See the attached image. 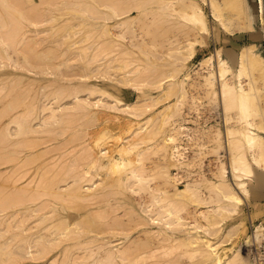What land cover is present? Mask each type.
I'll list each match as a JSON object with an SVG mask.
<instances>
[{
    "label": "bare ground",
    "instance_id": "1",
    "mask_svg": "<svg viewBox=\"0 0 264 264\" xmlns=\"http://www.w3.org/2000/svg\"><path fill=\"white\" fill-rule=\"evenodd\" d=\"M1 2H0V4H2V5H4L5 7H7L8 9H10V10H12V11H14L15 13H17V15L21 18V20L17 23V25L15 26V25H10V24H7V22L6 21H4V19H3V15H0V28L2 27V28H4V30H3V34L1 33V31H0V55L2 54V55H4L5 57H8V58H11L12 57V55L9 53V48H10V46H11V44H12V46L11 47H14V45H15V52L17 51V53H21L23 56H22V58H23V60L26 62V64L28 65V67H26V70H27V72L30 70V71H32V73L34 72V71H36L37 72V70H34L33 68H34V63L33 62H31L29 59L32 57V55H31V57L30 58H28L27 56H26V54L25 53H23L24 52V50H21V49H23V47H21V49H20V46H24L23 44H25V46L27 45V44H29L30 45V43H28V41H32V46L35 44V43H38V42H43V44L41 45V47L37 50V49H35V47L37 48V46H35L34 47V49H35V54L34 53H32L35 57L37 56V57H39V55L41 56V57H39L40 59L42 58V57H44V56H48L49 55V53H51L52 55H53V57L55 58V54L53 53V52H55V50H54V48H55V44H54V46L53 45H51L50 44V42H52V40L54 41L55 39H51V38H49L50 37V35L49 34H44V36H41L42 37V41H39L38 40V38L36 39V35H37V33L39 32V30H38V28L36 27V26H39L40 24H41V22L40 21H43L42 23L44 24V23H46L45 22V20L47 19V17H44V19L42 18L41 20H38V19H40L38 16H33L34 14L32 13V12H34L33 10H35V8L36 9H38L37 8V4L38 3H35V4H33V2L30 4V3H28L29 2V0H22V1H24L23 3L25 4V6H24V4L22 3V1H19V0H0ZM32 1V0H31ZM30 1V2H31ZM37 1V0H36ZM48 1H50V0H41V2L43 3V2H48ZM57 0H52V2L50 1V4L51 3H55ZM72 1V5H74L75 3H73L74 1L73 0H61L60 2H56V4L55 5H62V4H64V5H67L68 3H69V5H67V6H70L71 5V2ZM79 1V2H78ZM76 0V2H78L77 4H81V6L82 7H84L83 9H85L86 8V6H88V5H91V6H94L93 7V10L94 9H96V7L97 6H95V5H99V6H101L100 4H103L104 5V7H105V9L104 10H106V11H109L110 13H113L115 16H117L118 15V12L117 11H119V10H122V11H129V10H131L132 8H136V10L138 11V13L139 14H141L140 12H141V7H143V5H144V7L147 5V4H144V2L142 3V1H145V0ZM160 1V0H159ZM168 1V0H167ZM165 2V3H168V2ZM170 1V0H169ZM225 1V3H226V5H227V7H226V9H225V12L224 13H222V14H220L219 12H218V7H217V5H216V3H215V1L214 0H207V2H210L209 4H210V7H211V11H212V14L215 16V17H218V19L221 21V23L223 24V25H226V24H229L230 26H233V28H240V29H251V28H253L254 26H255V24H256V22H255V18H254V10H253V5H252V0H224ZM182 2V1H181ZM181 2L179 3V5L181 4ZM206 2V3H207ZM22 3V4H21ZM49 3V2H48ZM67 3V4H66ZM146 3H148V0H147V2ZM184 3H186V5H189V6H191L192 7V10H190V12H185L184 13V15L187 17V18H190V17H192V18H194L195 19V24L197 25V27H198V29H202V30H206L207 29V27L205 26V28L202 26V18H204L205 17V12H204V10H203V8H202V6L199 4V3H197L195 0H185L184 1ZM184 3H182V6L183 7H185V4ZM30 4V5H29ZM45 4V3H44ZM77 4H75V5H77ZM92 4H94V5H92ZM143 4V5H142ZM161 4H163V1L161 0ZM23 7H22V6ZM27 5H29L30 6V8H31V12H30V8L28 9H26L25 8V11H24V7H26ZM45 5H47L48 6V4H45ZM64 5H62V6H64ZM78 5V6H79ZM83 5H85V6H83ZM169 5L171 6V2H169ZM169 5H166L167 7L169 6ZM32 6V7H31ZM39 6H40V2H39ZM161 6H163V5H161ZM160 6V7H161ZM165 6V5H164ZM33 7H35L34 9H32ZM40 8V7H39ZM78 8H80V7H78ZM98 8V7H97ZM146 8V7H145ZM257 8H258V10H259V13H260V10H262L263 9V4H262V0H260L259 2H258V6H257ZM43 8H41V10H42ZM47 9H50V7H47ZM83 9H80V10H82V11H84ZM161 9V8H160ZM174 9V8H173ZM40 9L38 10V11H41ZM88 10V9H87ZM86 10V11H87ZM97 10V9H96ZM44 11H46V10H44ZM86 11H84V12H86ZM179 11V10H178ZM36 12H37V10H36ZM42 12V11H41ZM89 14H91V9L89 10ZM158 13V12H157ZM241 13H244L245 14V22L244 23H239V19L241 18V16H240V14ZM33 14V15H32ZM39 14V13H38ZM43 14V13H42ZM41 14V15H42ZM83 14V16L84 15H86V14H84V13H82ZM81 14V15H82ZM93 14V13H92ZM261 14V13H260ZM223 16V17H220V16ZM256 15V14H255ZM47 16V15H46ZM80 16V15H79ZM94 16V15H93ZM169 16V15H168ZM168 16H165L164 15V17H166L167 19H169L168 18ZM38 17V18H37ZM53 17V16H52ZM51 17V18H52ZM164 17H162V18H164ZM81 17H79V19H80ZM90 18V17H89ZM88 18V19H89ZM166 18H164V19H166ZM83 20L84 19H86V18H82ZM81 19V20H82ZM261 19H262V17H261ZM25 20V21H24ZM81 20H79V21H81ZM104 23H101L99 26H101V27H99V30L98 31H100V32H98L99 33V36L96 38V39H98V38H100V37H104V36H108L107 38H109V37H112V39H113V34H111L110 32V27L107 25V23L105 22V17H104ZM47 21V20H46ZM88 21V20H87ZM262 21V20H261ZM86 21H84V23H85ZM40 23V24H39ZM84 23H82L81 22V25L82 24H84ZM90 23V22H89ZM116 23H120L121 24V26H119L118 28H119V31H118V36L119 37H122L123 36V32H122V30L126 27V25H127V20H124V21H119V22H116ZM263 23V22H262ZM65 23H63V25H64ZM86 24H88V23H86ZM95 23H92L91 25L89 24V27H91L92 28V25H94ZM201 24V25H200ZM42 25V24H41ZM68 25V24H67ZM97 25H98V22H97ZM153 25H155V24H153ZM262 25V24H261ZM24 26H25V28H27L25 31H26V33H27V35H24V31L22 30V31H20L22 28H24ZM80 26V24H78V27ZM83 26L84 25H82L81 27H82V29L81 30H83ZM88 26V25H87ZM95 26V25H94ZM263 26V25H262ZM70 27H73V26H71L70 25ZM77 27V28H78ZM80 27V28H81ZM85 28H89V27H86V26H84ZM167 27V26H166ZM65 28V27H64ZM91 28H89V30L91 29ZM101 28V29H100ZM254 28H256V26L254 27ZM253 28V29H254ZM0 29V30H1ZM40 29V28H39ZM45 28H41V30L43 31ZM79 29V28H78ZM96 29V28H95ZM239 29V30H240ZM36 30H38V31H36ZM41 30H40V32H41ZM57 30H59L58 29V27H56V28H54V31L56 32V33H59ZM61 30V29H60ZM66 30V29H65ZM87 30V29H86ZM20 31V32H19ZM35 31V32H34ZM85 31V30H84ZM83 31V32H84ZM93 31V30H92ZM97 31V30H96ZM163 31V30H162ZM246 31V30H245ZM21 32H23V35H22V37H21ZM34 32V33H33ZM37 32V33H36ZM66 32V31H65ZM69 32H71V29L69 28ZM68 32V30H67V33L69 34V36L71 35V33H69ZM81 32V31H80ZM79 32V33H80ZM94 32H95V30H94ZM20 33V34H19ZM76 33H78V31H76ZM84 33H86V31L84 32ZM89 33H91V32H89ZM157 33H159L158 31H157ZM17 34L19 35V37H16L17 36ZM64 34V33H63ZM87 34V33H86ZM100 34L102 35V36H100ZM53 35V34H52ZM64 35H66V34H64ZM82 35V34H81ZM92 35V34H91ZM242 34H239L238 36H241ZM68 36V35H67ZM66 36V39H68L69 37H67ZM73 36H74V33H73ZM80 36V35H79ZM78 36V38L77 39H75L74 41H73V43H71L70 45H72V44H76V45H78L79 43H81V41L84 43V39H89V37H90V35H82V36H80L79 37ZM39 37V36H38ZM40 37V38H41ZM71 37H72V35H71ZM93 38H95L94 37V34H93V36H92ZM18 40H17V39ZM91 38V37H90ZM70 39V38H69ZM106 39V38H105ZM111 39V40H112ZM64 40V38H62V40H61V42ZM99 40V39H98ZM104 40V39H103ZM108 40H110V38L109 39H107V40H105V42L103 41V43L102 44H104V45H109L108 43H107V41ZM38 41V42H37ZM69 41H71V40H69ZM94 41V40H93ZM101 41V40H100ZM64 42H66V44L68 43V40L66 41V40H64ZM85 42H87V40L85 41ZM108 42H111V41H108ZM176 42H180V41H176ZM176 42H171V44L173 43V44H175ZM34 43V44H33ZM54 43H55V41H54ZM83 43H81V44H83ZM87 43H89V41L87 42ZM107 43V44H106ZM65 44V43H64ZM91 44V46H93L92 44L93 43H90ZM90 44H89V46H90ZM170 44V45H171ZM36 45V44H35ZM40 45V44H39ZM84 45V44H83ZM82 45V46H83ZM100 45V44H99ZM129 45V44H128ZM133 46H134V43L132 44ZM155 45H156V43H155ZM176 45V44H175ZM172 46V48L174 47L175 48V50L174 49H171V47L169 48L171 51H172V54L174 55V53H175V51H176V49H177V46ZM177 45H179V44H177ZM68 46V45H67ZM81 45H78V46H76L77 47V49L74 47V46H72L67 52H65V48L64 49H62V50H64L63 52H59V54L60 53H62V55L64 56V53H65V55H68L69 53L68 52H70V51H72V52H74V54L76 53V55H81L82 54V52L84 53V50H85V48L86 47H88L89 48V46H85V48H83ZM124 46V45H123ZM122 46V47H123ZM237 46V45H236ZM239 46V45H238ZM241 47H239L240 48V50L238 51V52H236V53H234L235 54V59L236 60H238L240 63H241V65H240V67L239 68H236V71H235V73L237 72V75H238V77L240 78H238L237 79V81L235 80V82L234 83H228V82H225V81H220V80H222L223 78H221V76L223 75V73L221 74L220 72H219V70H227V68L223 65L222 66V68L221 69H215V76L213 77V75H211L212 77H213V80L215 79V81H213L212 80V77L210 78L209 76L208 77H206V79H205V81H206V83H207V85H206V87H207V91H208V96L210 97V95H211V92H214V96L216 95L217 97V99L218 100H216V101H218V102H215V100H214V102H213V104L215 103V105H212L211 107H214L215 106V109L213 108V110L215 111L216 110V108H217V114L219 113V115H211L210 113H203V114H201L199 117H202L201 118V120L199 121V117H197L198 115H199V113H200V110H198V114H197V116H192V115H190V109L191 108H193V106L195 107L194 109H198V108H196V105H193V104H188L189 106L187 107L186 105L187 104H185V102H183L182 101V99H183V95L185 96L186 95V88L188 89V91L189 92H191V86H192V83L195 85V84H198L199 83V81L198 82H196V81H192L193 80V77H194V72H192V70H187V71H185V72H182L181 73V75H183L180 79H177V78H174V76H176L177 74H179L182 70H183V67H184V63L191 57V54H192V52L190 51V52H188L185 48V46H182V45H180L179 47H178V53H179V55L177 54V51H176V53H175V55H176V57H177V59L176 58H174L175 57V55L174 56H172V54H171V56H172V58H171V60H170V58H169V56L168 55H166V57L167 58H169V61L171 62V66L173 67H170L169 65H170V63L168 62H164L165 63V65H168V67H170L169 69H173V70H171V71H173V73L172 72H170V71H168L167 70V72L168 73H171V74H166V75H163V77H162V74L160 75V73L161 72H158L159 70H157L155 67L157 66V64H156V66L153 64V66H155V67H153V66H151V67H153L152 69L155 71V70H157L156 71V74L157 73H159V75L161 76V77H158V75L156 76V77H158V78H156V79H158L157 81L158 82H156V79L154 80L155 82V88L156 87H160V90H162L163 91V93L166 91V92H169V90H175V92H174V94L175 93H177V95H176V100H174V101H171V102H169L168 101V103L167 104H165V105H163V107H160V108H162V109H160L159 110V114H161L162 112L164 113H166V114H169V116L167 115V117H166V114L164 115H162L161 114V118H162V116H165L164 117V119H162V120H165V119H168L169 121H166V124H165V121H163V123L165 124H163L162 123V125L160 126V127H155V128H153V130H152V128L150 129V132H148L149 130H148V128L149 127H147V130L148 131H145L146 130V128H145V130L144 131H141V124H136V123H134L135 122V120H134V118H135V116H137V117H139V115H141V113H142V111H145V108H147V107H143V109H142V107L141 106H143V105H141V98H136L135 99V101L134 102H128V101H126V100H124V99H122V98H119V97H117V96H115L114 94L112 95L109 91H107V90H105V89H102V88H100V87H95V86H93V85H90V87H87L86 86V90L84 89L85 88V86H81L82 87V89L83 90H85V92H83V90H81V87H80V85H79V87L80 88H77V86H76V88H74V86L72 85V87L74 88H72V90H73V93L71 92V90L69 89V87H66V86H68V85H66V86H60L59 88L58 87H56L55 89H56V91L54 92V95H51L50 93L52 92L51 90L49 91V92H47V90L49 89H47L46 91H45V88H47L46 86H43V89H44V91L42 92V97H38V100H42L43 98L44 99H47L46 97H48V93L50 94V96H52L54 99H57L58 97H59V95L58 94H60V93H63V92H65L66 91V93H67V95L68 96H70V97H68V98H70V101H71V108H67L68 106L65 104H63L64 106H62L61 104V102H63V101H61L60 103H58V104H56V105H51V104H48L46 101L44 102L43 100H42V102H40L39 104L40 105H35L34 104V102H35V99L37 98L36 96H37V94L36 95H34L33 93H32V95H30L29 93H28V91H29V89L31 90V87L32 86H30V88H29V86L28 85H30L31 83H29L27 86H26V88H25V86H24V88L26 89V92H25V90H24V88L22 89V90H24V91H21V90H17V92H15L14 93V95H13V99H14V101L15 102H19L20 101V106L18 105V104H12V106H11V103H9L8 101V104L6 105L7 107H10L11 109L13 108V109H15V110H11V112L12 111H14L11 115H9V117H7L8 118V121L6 122V124L4 125V127H3V129L2 128H0L1 130H2V132H1V135L3 136V138L4 137H7V133L9 134V132H11V134H9L10 136H14V135H19V136H27L29 133L31 134L32 132L34 133L35 131L36 132H38L39 133V136H40V133H45L46 131L45 130H47V129H43L44 131H38V129L40 128L39 126L41 125V127L42 126H44V125H46V123L48 122V120H50L51 121V119H53V118H55L54 120H52L51 122H54L58 117H59V119H61V121H58V122H61L62 123V121L63 120H66L65 119V116L67 117V113H64V111H66V109H64L65 107L67 108V109H72L73 110V108H74V110L75 111H73V112H76V111H83V113L82 114H84V112H86V111H88V109H90L91 107H98V106H101L102 108L103 107H105V108H108V109H110L111 111L113 110V111H115L116 110V112L117 111H123V113H126V114H128L130 117H128L127 115V119H125L126 121H122L123 119L121 118V123H118V125L119 126H124L123 127V130L125 129V131L127 132L126 133V135H123V136H120V135H115V136H117L118 138L119 137H121L120 139H118L117 141H116V143H121V142H125L126 141V139H125V137H127L128 135H133V134H137L136 136H135V138H133L130 142H128L127 144H122L119 148H115V146H116V144H115V146L113 145V143H112V148H109V145L108 144H106L107 143V141L108 140H106V138L108 139L110 136H111V132L109 133V129H106L105 127V129H99L100 131H99V133H98V135H97V137L96 136H94L95 137V139L92 141V143H90L89 145L90 146H87L86 148H87V151H85L86 152V154L87 153H89L88 151L90 150V149H88V147L89 148H92V150H91V152L93 151V153H92V156H91V159L89 158V155H88V157H86V158H89V160H90V162H89V165H90V167H91V169L88 167H86V169H83V167H82V169H83V171H81L80 170V173H82V174H80L79 172L76 174V176L78 175V174H80L79 176H75V178H74V181L72 182L71 181V184L69 183V185H66V186H68V187H65L64 185H62V186H64V188L63 189H65L64 191H62L61 192V190L59 189V188H57L55 191H53V189H54V187H51V189L49 188V190H50V192H49V190H48V188L47 187H49L48 185H47V187L46 186H44L43 185V187H46L45 188V190H48L47 192H49L51 195H55V196H63L64 194H66L67 196H69V197H71L72 199L74 198L75 200H79V199H85L86 201H87V199H88V201H89V199H91L93 196H96V197H93V198H96V200L97 199H99L98 198V196H99V194H98V192H97V194L96 195H94L95 194V190H96V187L98 188V186L99 187H101L100 186V184H102V185H107L108 183H107V179L106 178H103L100 174L101 173H99L98 172V174H95L97 171H95V173L93 174V166H98L99 168L98 169H102V171H103V169H104V171H111V168H115V167H117L118 166V169L120 168V167H126L127 168V170H126V173L125 174H118V176H116V178L114 179V181H110L109 180V185L110 186H112V187H114L115 186V188L117 187L118 189H119V187L121 188L120 190H122V188L125 186V189H131V187H132V184H134L135 182L136 183H141V182H143V181H145L146 183L148 182V184H150V182H153L154 183V181L152 180V179H154L155 178V182H159V186L158 187H155V188H152L151 189V193H152V195H153V198H151L150 200H148L147 202L148 203H143V202H141V201H139L138 202V204H136V205H139L138 207H139V210H140V212H142V215L143 216H141L143 219H141L140 220V215H141V213H139L140 215H139V218L137 217L136 219H139L140 220V223H144V224H152V225H154L155 227H156V229H154V230H148V231H150L151 233H152V235L153 236H155L156 237V239H158L157 241H158V243L156 244L154 241H152V239H153V237L152 236H144L145 238H146V241H145V243H143L144 244V247H143V249L141 248V251H139V252H135V251H133V250H131V249H133L134 247H131L129 244L131 243V245L133 244L134 246H136L135 244H136V242H135V240L133 241V242H131L130 240H129V242L130 243H122V244H117V242L116 243H113L112 242V240H110V239H107V238H100L101 237V235L100 236H98L97 237V235H94L93 236V234H92V236H89V235H87L88 236V239H89V241H96V240H98L99 241V243H101V244H98V246H99V248L101 249V254H99V256L96 258V259H94V260H92V262L90 263V262H86L85 264H116V262H118V261H120L121 263L120 264H143V261L145 260V258H146V260H147V258H149V257H146L148 254L151 256L152 254H154L153 253V249H155V253L159 250V251H161L162 250V252L160 253L159 251V253L160 254H169V253H171L172 251H173V249L174 248H176V247H183L182 249L184 250V252L185 253H187V251H190L189 252V254H190V259H192V257L193 258H195V260L197 261V264H257L253 259H252V257H250V255H249V253L247 252V251H245V248H246V246H248L249 244H253V242H255V241H257V243L258 242H260V234L258 233V231L259 230H257V224L254 226V228L250 231V232H248L245 236H243L242 238V240L239 242V244H232V243H229V244H231V245H228V246H223L222 244H223V242L226 240V239H229V238H226L225 239V234L227 235V233H229L228 231H230V229H231V227H227V229H226V231L225 230H222V224L221 223H223L222 221H221V223H220V220H222L223 218V216L221 217L219 214H221V215H225V216H228V215H226V212L227 213H230L229 215L231 216V215H233V216H236L240 211H239V209H242V206L243 205H245L246 206V197L247 196H249L250 195V189L248 188V186H247V184H246V180H245V178H247L248 176L247 175H250L251 176V172L252 171H255L256 170V167L252 164V162H255V163H259V162H263L264 163V145H262V139L264 138V134L262 133V132H260V130L259 129H261V130H264V107H262V102H260L259 103V101H261L262 100V97L264 96L263 94H264V53H263V49H260V44L258 43V42H250L249 44H244V45H240ZM28 47V46H27ZM65 47V46H64ZM75 49H74V48ZM98 47V46H97ZM121 47V48H122ZM125 47V46H124ZM127 47V46H126ZM183 47H185V48H183ZM29 48V47H28ZM30 48H31V46H30ZM58 48H59V46H58ZM99 48L101 49V51H102V49H104V48H101V47H98L97 48V50H99ZM106 48V47H105ZM127 48H129V47H127ZM228 48V47H227ZM263 48V47H262ZM13 49V48H12ZM33 48H31V50H32ZM56 49V48H55ZM68 49V48H67ZM66 49V50H67ZM107 49H109V48H107ZM123 49V48H122ZM131 49V48H130ZM183 49H185L188 53L186 54V53H184L185 51L183 50ZM237 49V48H236ZM29 50V49H28ZM58 51L60 50V49H57ZM87 50V49H86ZM86 50H85V52H86ZM89 50V53L91 52L90 51V49H88ZM106 50V49H105ZM133 50V49H132ZM195 50V49H194ZM193 50V52H195ZM23 51V52H22ZM25 51H26V48H25ZM33 51V50H32ZM42 51V52H41ZM96 51V50H95ZM128 51H130V50H128ZM31 52V51H30ZM88 52V51H87ZM86 52V53H87ZM94 52V51H93ZM124 52H126V51H124ZM123 52V53H124ZM168 52H170V51H168ZM230 52V51H229ZM56 54H58L57 53V51L55 52ZM95 53V52H94ZM48 54V55H47ZM72 54V53H71ZM88 54V53H87ZM87 54H85V55H83L84 57L87 55ZM95 54H98V53H95ZM17 55V54H16ZM55 55V56H54ZM61 55V56H62ZM92 55V54H91ZM194 55V54H193ZM33 56V57H34ZM57 56H59V55H57ZM62 56V57H63ZM69 56V55H68ZM75 56V55H74ZM88 56V55H87ZM86 56V57H87ZM94 56H96V55H94ZM170 56V57H171ZM0 57H2V56H0ZM5 57H2V58H5ZM65 57V56H64ZM64 57H63V59H64ZM71 57V56H70ZM77 57V56H76ZM81 57V56H80ZM84 57H82V58H84ZM85 57V58H86ZM92 57V56H91ZM90 57V58H91ZM165 57V58H166ZM7 58V59H8ZM39 58L37 59V60H39ZM57 58H60V57H57ZM69 58V57H68ZM94 58V57H93ZM93 58L91 59V60H93ZM99 58H100V56H99ZM166 58V59H167ZM32 59V58H31ZM49 59H50V64H51V60H52V58L49 56ZM48 59V60H49ZM75 59V58H74ZM206 59V58H205ZM205 59H203V60H205ZM83 61H85V59H82ZM176 60V61H175ZM67 61H69V60H67ZM89 62H90V60H88ZM164 61V60H163ZM245 61V64L244 63H242V62H244ZM33 63V65H31V63ZM40 62V61H39ZM44 62V61H43ZM54 63V62H53ZM61 63H63V64H61ZM87 61H85V62H83L82 63V68L83 67H85V66H87ZM13 64H15V63H13ZM49 64V65H50ZM68 66L69 67V64L66 62V61H59L58 60V62H57V64L55 63V64H53V66L55 65H57L56 67L57 68H59V66L61 67H65L66 68V66ZM89 64V63H88ZM150 64V63H149ZM220 64H221V61H220ZM243 64L246 66V67H243ZM44 65V64H43ZM46 65V64H45ZM99 65V64H98ZM164 64H162L161 63V66H163ZM164 65V66H165ZM23 66V65H22ZM26 66V65H25ZM25 66L23 67V68H25ZM33 66V67H32ZM36 66V65H35ZM48 66V65H47ZM51 66V65H50ZM73 66V65H72ZM38 67V66H37ZM44 67V66H43ZM43 67H41V68H43ZM62 67L60 68V69H62ZM80 66H77V68L76 67H74L73 66V68H76V69H78ZM99 67V66H98ZM29 68V69H28ZM45 68H46V66H45ZM48 68H49V66L46 68V69H44V72L42 71V73H45V71H46V73L48 72ZM52 68V67H51ZM50 68V69H51ZM56 68V69H57ZM155 68V69H154ZM165 68V67H164ZM34 71H33V70ZM55 69V68H54ZM70 69V68H69ZM72 69V68H71ZM99 69V68H98ZM134 69H136V68H134ZM146 69H148V68H146ZM150 69V68H149ZM244 69H247V73H248V75L250 76V91L246 88V85L244 84V83H246L247 81V79H245V81L246 82H242V77H243V74H242V72H243V70ZM105 70V69H104ZM50 71V70H49ZM57 71H59V70H57ZM61 71L62 70H60V73H58V74H60L61 75ZM98 71V70H97ZM145 71V70H144ZM160 71H162L163 72V70H161L160 69ZM6 72H8V71H6ZM10 72V71H9ZM15 72V71H14ZM36 72H34V75L36 74ZM39 72V71H38ZM73 72V71H72ZM78 72H80V71H78ZM199 72V71H198ZM201 72V71H200ZM199 72V74H201ZM42 73H41V75H42ZM52 73V71H50V73L48 72L47 74H51ZM54 73V72H53ZM75 73V72H74ZM155 73V72H154ZM166 73V70H165V72H164V74ZM196 73H197V71H196ZM225 73V72H224ZM4 74V73H3ZM38 74V73H37ZM36 74V75H37ZM56 74V73H55ZM57 74V75H58ZM65 74V73H64ZM73 74V73H72ZM76 74H81V77H82V74L83 75H85L86 73H75V75ZM140 74V73H139ZM142 74V73H141ZM144 74V73H143ZM153 74V73H152ZM198 74V73H197ZM255 74H260L259 75V81L261 82H259L260 83V85L257 83V81H258V78H257V80L255 79V78H252V77H254L253 75ZM8 75H10V74H8ZM14 75V74H13ZM16 75H18L17 77H19L20 78V74H16L15 73V75L14 76H16ZM39 75V74H38ZM46 75V74H45ZM78 75V76H79ZM196 75V74H195ZM251 75H252V77H251ZM258 75H256V76H258ZM7 76V75H6ZM28 76V75H27ZM66 76V75H65ZM86 76V75H85ZM167 76H169L168 78H167V80L165 79L164 80V77H167ZM171 76V77H170ZM202 76L203 77H205V74L203 75V73L200 75V78L199 79H201L202 78ZM207 76V75H206ZM261 76V77H260ZM16 77V78H17ZM26 77V76H25ZM42 77V76H41ZM59 77V76H58ZM80 77V76H79ZM152 77V76H151ZM190 77V78H189ZM196 78L198 77V76H195ZM2 78H5V76H3ZM1 78V79H2ZM17 78L18 80H16L17 82H21L22 80H20V79H22V78ZM28 78V77H27ZM63 78V77H62ZM60 79V80H63L64 81V79ZM171 78V79H170ZM174 78V79H173ZM244 78H246V77H244ZM14 79H15V77H14ZM13 79V80H14ZM52 79V78H51ZM76 79H78V78H76ZM152 79H154V78H152ZM152 79H150V80H152ZM163 79V81H161ZM31 80V79H30ZM33 80V79H32ZM42 80V79H41ZM54 80V79H53ZM55 80H57V79H55ZM149 80V81H150ZM183 80H185L186 81V83L182 86V81ZM27 81H29V80H27ZM26 81V82H27ZM34 81H36V80H34ZM59 81V80H58ZM57 81V82H58ZM63 81H60V82H63ZM70 81V80H69ZM78 81H81V80H78ZM165 81H168V82H166L165 84H162V83H164ZM25 82V83H26ZM33 82V81H32ZM55 82V81H54ZM53 82V83H54ZM57 82H55L56 83V85L58 84ZM74 82V83H73ZM73 84L75 85L76 83L78 84H80V82H76L75 83V81L73 80ZM82 82V81H81ZM148 82V81H147ZM152 82V81H151ZM13 83H15L14 81L12 82V84ZM28 83V82H27ZM54 83V84H55ZM64 83V82H63ZM66 83V82H65ZM84 83V82H83ZM86 83V82H85ZM90 83V82H89ZM47 84H51V85H53L52 83H49V81H48V83ZM68 84V83H67ZM70 84V83H69ZM87 84V83H86ZM215 84V87L213 88L214 90H212V86ZM16 85V84H15ZM43 85H45V84H43ZM82 85H84V84H82ZM55 86V85H54ZM59 86V85H58ZM70 86V85H69ZM136 86H138V85H136L135 84V88L136 89H138V87H136ZM196 86V85H195ZM14 87V86H13ZM51 88V87H50ZM70 88H71V86H70ZM134 88V89H135ZM21 89V88H20ZM33 90H35V89H33ZM1 91H2V89H1ZM80 91H82L83 92V94H84V96H81L80 95ZM38 92H39V90H38ZM165 92V93H166ZM204 92H205V89H204ZM26 93H28V94H26ZM57 93V94H56ZM139 94H138V96H141V91L139 90V92H138ZM53 94V93H52ZM263 95L262 97H261V100H260V97L259 96H261V95ZM29 96L28 97V99H26L27 97L26 96ZM57 95H58V97H57ZM66 95V96H67ZM162 93L161 92H158L157 93V97L155 96V95H151L150 97H149V99H152V101H154V103L152 102L151 103V105H154L155 103H157L158 102V100H157V98H161L162 97ZM259 95V96H258ZM23 96H25L24 98H23ZM42 98V99H41ZM51 98V97H50ZM67 97H64V99L63 100H65ZM163 98V97H162ZM257 98H259V99H257ZM207 99V98H206ZM209 99V98H208ZM17 100V101H16ZM58 100V99H57ZM57 100H55V103H57L58 101ZM68 100V99H67ZM11 101V100H10ZM53 101V100H52ZM57 101V102H56ZM66 101V100H65ZM182 101V102H181ZM204 101V104H207L208 102H207V100H203ZM37 102V101H36ZM48 102H49V99H48ZM50 102H51V99H50ZM67 102V101H66ZM166 102V101H165ZM21 103L22 104H24L25 103V105L23 106V105H21ZM65 103V102H64ZM217 103V104H216ZM185 104V105H184ZM203 104V103H202ZM10 105V106H9ZM192 105V106H191ZM21 107L22 106V108L20 109V108H17V107ZM144 106H147V105H144ZM3 107V106H2ZM6 107V108H7ZM35 107L38 109V107H40L39 109L40 110H38L39 112L37 113V112H34L35 111ZM174 107V108H173ZM199 107V106H198ZM234 107L236 108V112L235 113H233V114H235L237 117H235L234 115H233V118H232V120H234L235 118H237L238 119V121L239 122H241L242 123V127H239V126H237V128H235V129H231L230 128V133H229V135L230 136H228L227 135V132H226V127H225V114H226V109H227V112L228 111H231V110H229V109H232V111H233V109H234ZM3 108H5V107H3ZM3 108H1V109H3ZM17 108V109H16ZM149 108V107H148ZM173 109V111H172V109ZM0 109V110H1ZM8 109V108H7ZM64 109V110H63ZM77 109V110H76ZM95 109V108H94ZM99 109H101V108H99ZM98 109V110H99ZM208 109L211 111L212 109L211 108H209L208 107ZM9 110V109H8ZM7 110V111H8ZM63 110V111H62ZM85 110V111H84ZM91 110V109H90ZM90 110H89V112H90ZM106 109H104V111H105ZM142 110V111H141ZM147 110V109H146ZM4 111H6L5 109H4ZM4 111H3V113H4ZM71 111V110H70ZM69 111V112H70ZM96 111H97V108H96ZM103 111V110H102ZM108 111V110H107ZM106 111V112H107ZM171 111V112H170ZM209 111V112H210ZM215 111V112H216ZM231 111V112H232ZM42 112V113H41ZM67 112V111H66ZM88 112V113H89ZM93 113L95 112V111H92ZM91 112V114L90 115H94L93 113ZM171 113V115H170V113ZM196 112V111H195ZM213 112V111H212ZM2 112H0V114H1ZM10 112H8V113H6V114H9ZM33 113H37L36 115H33ZM47 113V114H46ZM176 113V115H178L177 117L178 118H176V116H175V118L174 117H171V116H174V115H172V114H175ZM41 115L40 117H41V119H37V117H38V115ZM48 116V118L49 117H51V118H47L46 119V115ZM70 114V113H69ZM68 114V115H69ZM80 114V113H79ZM78 114V115H79ZM82 114L80 115V116H82ZM85 114H87V112L85 113ZM101 114V112L99 113V115ZM105 114V113H104ZM107 114V113H106ZM109 114H110V112H109ZM108 114V115H109ZM115 114V113H114ZM117 114V113H116ZM143 114V113H142ZM158 114V113H157ZM230 114V113H229ZM3 115V114H2ZM33 115V116H32ZM76 115H77V113H76ZM76 115H74V116H76ZM77 115V116H78ZM89 115V114H88ZM89 115V116H90ZM102 115V114H101ZM124 115V114H123ZM188 115V116H187ZM227 115V114H226ZM232 115V114H231ZM231 115H228L227 117H231ZM255 115H257L258 117H253V116H255ZM8 116V115H7ZM32 116V117H31ZM73 116V114L71 115H69L68 117H67V119L69 118V117H72ZM80 116H78V117H80ZM98 116V115H97ZM96 116V118H98ZM105 116V115H104ZM110 117H111V115H109ZM83 117H85V116H83ZM83 117L81 118H78V119H80V120H82L83 119ZM102 117H103V115H102ZM109 117V118H110ZM112 117H113V115H112ZM114 117H115V115H114ZM113 117V118H114ZM123 117H125V116H123ZM134 117V118H133ZM141 117V116H140ZM235 117V118H234ZM1 118V117H0ZM5 118V117H4ZM39 118V117H38ZM64 118V119H63ZM86 118H87V116H86ZM86 118H84V119H86ZM91 118V122H89L90 119ZM88 120V122L87 121H84L83 123H82V125H85V123H88V124H90L91 125V123L93 124L94 122H93V120H94V117L92 118V117H90ZM100 118H101V116H100ZM116 118V117H115ZM171 118V119H170ZM214 118V119H213ZM59 119H57V120H59ZM70 120H71V118H69ZM99 119V118H98ZM116 119H118V118H116ZM151 119V118H150ZM149 119V120H150ZM209 119H211L212 120V122L214 121V123L212 124V125H214V124H216V123H221L222 124V136H221V134L219 133V136L217 135V133H215L213 130V128L211 127L210 128V126H212L211 124L209 125V126H206V124L209 122ZM230 119V118H229ZM228 119V120H229ZM236 119V120H237ZM2 120V119H1ZM0 120V121H1ZM35 120H37V123L38 122H41L40 123V125H38L37 124V127L38 128H36L35 126H34V122H36ZM96 120V119H95ZM119 120V119H118ZM117 120V121H118ZM235 120V121H236ZM4 121H6V120H4ZM3 121V122H4ZM32 121H33V124H32ZM68 121V123H69V120H66L65 121V125L66 124H68V123H66ZM77 121V120H76ZM175 122V129L174 128H172L171 126H170V128L169 129H171V131L170 132H168V133H166L165 134V130H164V134H162V131H161V129H162V126H166L167 124L168 125H171L172 124V122ZM191 121H195V124H198V123H196V122H201V125H199V126H196V125H191ZM2 122V123H3ZM51 122H49V123H51ZM80 122H82V121H80ZM80 122H78L77 124H79ZM120 122V121H119ZM150 122H151V120H150ZM150 122H148V123H150ZM162 122V121H161ZM55 123L57 124V122L55 121L54 123H52V124H50L49 126H51L50 128H52V127H54L53 125H55ZM61 123H58V124H61ZM114 123V122H113ZM112 123V124H113ZM117 123V122H116ZM1 124V123H0ZM4 124V123H3ZM3 124H2V126H3ZM64 124V122L62 123V125ZM70 124V123H69ZM234 124V123H233ZM240 124V123H239ZM79 125H81V124H79ZM81 125V126H82ZM87 125V124H86ZM149 125V124H148ZM2 126H0V127H2ZM48 126V124L45 126V127H47ZM80 126V127H81ZM89 126V125H88ZM88 126H85V127H87L88 128ZM134 126V127H133ZM236 126H234V127H236ZM83 127V126H82ZM81 127V128H82ZM84 127V128H85ZM94 127V126H93ZM118 127V126H117ZM90 128V127H89ZM121 128V127H120ZM232 128H233V126H232ZM41 129V128H40ZM39 129V130H40ZM55 128H53V130H54ZM56 129H57V127H56ZM95 129V128H94ZM113 129H114V127H113ZM0 130V131H1ZM48 130H50V129H48ZM47 130V131H48ZM111 130V129H110ZM143 130V129H142ZM9 131V132H8ZM56 131V130H55ZM61 131V130H60ZM81 131V130H80ZM87 131V130H86ZM89 131V130H88ZM87 131V132H88ZM91 131V130H90ZM96 131L97 130H95V133H96ZM122 131V130H121ZM124 131V132H125ZM202 131H203V133H202ZM49 132V134H53L54 133V131L52 132V129H51V131H48ZM47 132V133H48ZM59 132V131H58ZM87 132H85L86 134H88ZM137 132V133H136ZM141 132L142 133H145V134H143V135H141ZM147 132L149 133V134H147ZM113 133V132H112ZM12 134H14V135H12ZM35 135H36V133H34ZM46 134V133H45ZM85 134V135H86ZM8 135V136H9ZM35 135H32V136H35ZM47 135V134H46ZM80 135H81V133H80ZM89 135V134H88ZM91 135H92V133H91ZM96 135V134H95ZM1 136V137H2ZM30 136V135H29ZM36 136H38V135H36ZM42 136V135H41ZM53 136V135H52ZM52 136H50V138L52 137ZM113 136V135H112ZM114 136V137H115ZM1 137H0V142H1ZM16 137V136H15ZM44 137V136H43ZM55 137V136H54ZM70 137V136H69ZM82 137V136H81ZM80 137V138H81ZM93 137V138H94ZM113 137V138H114ZM230 137V138H229ZM11 138V137H10ZM9 138V139H10ZM17 138V137H16ZM16 138H14V141L12 140V142L14 143L16 140ZM19 138V137H18ZM29 139V141H26V142H24L25 141V139L26 140H28ZM27 138H25L24 140H22V137H21V140L24 142V143H27V144H30V145H34V146H37L36 144H34V143H38L37 141L39 140H41V138H39L36 142H33L34 141V139H37V137L36 138H34V139H30L29 137H27ZM83 138V137H82ZM82 138H81V140H82ZM90 138V137H89ZM111 138V137H110ZM8 137H7V142H9L8 140ZM44 139V138H43ZM48 139V140H47ZM47 139H44V141H41V142H46V140L47 141H49V140H52V138L51 139H49L48 137H47ZM115 139V138H114ZM190 139V141H188ZM234 139H236L235 141H234ZM3 140V139H2ZM5 138H4V142H5ZM31 140V141H30ZM75 140V139H74ZM91 140H92V136H91ZM145 140H149V141H146L148 144H150V145H152L153 144V146L154 147H152V149L153 148H156L158 151H162L163 153H162V161L160 162V163H158V167L156 166V168H155V171H156V173L157 174H160V179L159 180H157L156 179V177L153 175V176H151V174L149 173V172H145L142 168H141V163H140V161H141V155L140 154H138L137 155V157L136 158H131L130 156L128 157V155L135 149V148H137L142 142H145ZM21 141V142H22ZM152 141V142H151ZM4 142H2V143H4ZM17 142H20V140L18 139V141ZM29 142V143H28ZM78 143L79 142H81L80 140H78L77 141ZM84 142H86V141H84ZM150 142V143H149ZM224 143V145H223V143ZM32 143V144H31ZM44 143H43V145H44ZM68 143V142H67ZM83 143V142H82ZM88 143V142H87ZM109 143V142H108ZM189 143H190V145H189ZM11 144V143H10ZM10 144H9V147H10ZM16 144L17 145H20V143H14V146L12 147V145H11V147L12 148H15V149H17L18 147L16 146ZM23 144V143H22ZM26 144V145H27ZM39 144V143H38ZM42 144V143H41ZM47 144V143H46ZM61 144H63V143H61ZM84 144H86V143H84ZM83 144V145H84ZM223 145V147L221 148V146ZM2 145V144H1ZM3 145H5V144H3ZM30 145H28V147H30V149L32 148V151H33V147L32 146H30ZM52 145V144H51ZM49 145L50 147H54V145H55V143H54V145ZM72 145V144H71ZM79 145H81V144H79ZM83 145H81V149H82V146ZM8 146V145H7ZM6 146V147H7ZM22 146V145H21ZM24 146V145H23ZM56 146V145H55ZM66 146V145H65ZM65 146H61L62 148L63 147H65ZM78 146V145H77ZM85 146V145H84ZM5 147V146H4ZM3 147V148H4ZM10 147V148H11ZM17 147V148H16ZM25 147H27V146H25ZM40 147H42V146H40ZM50 147H46L47 149H49ZM59 147H60V145H59ZM59 147H57V149L59 148ZM68 147H70V146H68ZM73 148H74V146H72ZM71 147V148H72ZM151 146H149L148 148H150ZM246 147H248L249 148V150L246 152L244 149L246 148ZM2 146L0 147V150L1 151H3L2 149ZM8 148V147H7ZM6 148V149H7ZM45 148V147H44ZM44 148H41V149H43V150H40L37 154L38 155H40V152H50L49 150H46V149H44ZM56 148V147H55ZM55 148H54V150H55ZM78 148H79V146H78ZM146 149H148L147 147H145ZM252 148H254L255 150H256V148H259L258 150V153H259V155L258 154H256V155H258V156H256L255 155V152H252ZM5 148H4V152H6L5 154L3 153V152H1L0 154V158L2 157V155L4 154L5 156H3L2 158H1V160H3V162H1L0 161V163H2V164H0V166L1 165H3V163L5 162V160L7 161V162H13L16 158V160H18V161H14L15 162V164L14 163H12V164H14V171L15 172H17L18 173V175L16 176H14L15 177V179L13 178V181H14V183L15 182H17V180L19 181V180H21V178H23L24 179V177H23V175L26 173L25 171L27 170L26 168L24 169L25 171H23V173L21 172V173H19L18 171H16V169H18L19 170V168L24 164V165H28L27 167H30L29 165V163L27 164V161H29L27 158H29L30 156H34V155H36V153L33 151H30V152H28V154L26 153V155H25V159H27L26 160V162H24L20 167H19V165H20V163L21 162H23V158L22 159H19V157L21 158L22 156H21V154L20 153H18V152H21V150H15V152L16 151H18V152H16L17 154H19V156H16V158L14 159V160H12L14 157H12V159L11 160H9L10 159V157L8 158V156H11L12 154H14V153H12L11 151H10V149H8L10 152H11V154L10 153H8V151H5L6 150ZM19 149H21L20 147H19ZM23 149H25V148H23ZM28 149V148H27ZM36 149V148H35ZM51 149V148H50ZM59 149H61V148H59ZM67 149V148H66ZM74 149H77V147L76 148H74ZM80 149V148H79ZM80 149V150H81ZM156 149H153V153H155L154 152V150L155 151H157ZM243 150V152H242V150ZM251 149V150H250ZM29 150V149H28ZM51 150H53V148L51 149ZM68 151H70L69 150V148L67 149ZM83 151L85 150V148L83 147V149H82ZM81 150V151H82ZM25 151H27V150H25ZM36 151H38V150H36ZM62 151H64V150H62ZM61 151V152H62ZM78 151V150H77ZM82 151V152H83ZM112 151H116V153H118L119 154V156L117 157V156H115L114 154V152H112ZM22 152H24V151H22ZM67 152V151H66ZM76 152V151H75ZM85 152H83L84 154H85ZM90 152V153H91ZM151 152H152V150H151ZM150 152V153H151ZM35 153V154H34ZM55 153V152H54ZM53 153V154H54ZM67 153H70V152H67ZM67 153H65L64 152V154H65V156H64V154H63V152L62 153H60V156L59 157H61V155H62V157H66V154ZM73 153V152H72ZM78 153L80 154V152L78 151ZM89 153V154H90ZM114 153V154H113ZM10 154V155H9ZM58 154V153H57ZM56 154V155H57ZM71 154V153H70ZM85 154V155H86ZM149 154V153H148ZM8 155V156H7ZM42 155L43 154H41V156H37L38 158L40 157H42ZM50 155H52L51 153H50ZM49 155V156H50ZM75 156L77 155V154H74ZM85 155H82V156H85ZM172 160V164H171V167L169 168V162H166L165 161V159L167 158V156ZM7 156V157H6ZM32 156V157H33ZM44 156V155H43ZM47 156V155H46ZM45 156V157H46ZM54 156H55V154H54ZM73 156V155H72ZM81 155H79V157H80ZM30 157L31 158V160L33 159V158H35V157ZM36 157V158H37ZM44 157V158H45ZM52 157H53V155H52ZM56 157V156H55ZM61 157V158H62ZM74 157V156H73ZM73 157H72V159H73ZM78 156H76V158H77ZM214 157V158H213ZM6 158H8V159H6ZM36 158H35V160H36ZM43 158V159H44ZM54 158V157H53ZM61 158H58V159H61ZM71 158V156L69 157V159ZM85 158V157H84ZM85 158V159H86ZM47 159H48V157H47ZM47 159L45 158V160H44V162L45 161H47ZM49 159H51L52 160V158L51 157H49ZM56 159H57V157H56ZM69 159L67 160V161H69ZM78 159V158H77ZM80 160H82L83 159V157H82V159H81V157L79 158ZM79 159L78 160H75L74 159V161L72 162V163H75L76 161H79ZM213 159V161H211ZM20 160H22L21 162H20ZM34 159L32 160V161H34V162H36ZM54 160V159H53ZM71 160V159H70ZM86 160H88V159H86ZM25 161V160H24ZM40 161V160H39ZM39 161H37V162H39ZM55 161L56 160H54L53 161V163L54 164H56V165H58V163H55ZM58 161V160H57ZM56 161V162H57ZM60 161V160H59ZM84 160H82V161H80V162H82L83 164L84 163H86L85 161L83 162ZM6 162V163H7ZM20 162V163H19ZM36 162V163H37ZM44 162H42L43 164H45ZM49 162H51V161H49ZM70 162V161H69ZM42 163H38V164H40L41 166H42ZM48 163V162H47ZM52 163V162H51ZM50 164V163H48L47 164V167L48 168H46L45 169V173L48 171V170H52V169H54V168H52V167H54V164ZM81 163V164H82ZM88 163V162H87ZM86 163V164H87ZM257 163V164H258ZM19 164V165H18ZM32 164V163H31ZM50 164V166H48ZM61 164H62V161H61ZM61 164H59V165H61ZM63 164L65 165H67L68 164V162H64V160H63ZM71 163H69L68 164V166L67 167H65V168H69V170L68 169H66V170H68V171H70V172H67L66 171V173H71V171L72 170H75L74 169V166H75V168L76 167H80V166H76V163H75V165L74 164H71ZM256 164V165H257ZM261 164V163H260ZM260 164H258L260 167H261V165ZM51 165H53L52 167H51ZM59 165H58V168H56L57 166H55V170H53L54 172L56 171V170H61L60 168L63 166H60L59 167ZM74 165V166H73ZM88 165V166H89ZM11 166V165H10ZM35 166V167H34ZM34 168H36L37 170L39 169L38 167L39 166H36L35 164H34ZM40 166V167H41ZM46 166V165H45ZM70 166H73L72 168L73 169H71L70 168ZM81 166H83V165H81ZM259 166H257V167H259ZM263 167H264V164L262 165ZM24 167H26V166H24ZM43 167V166H42ZM41 167V168H42ZM49 167H51V168H49ZM64 167H62V168H64ZM122 167V168H123ZM254 167V168H253ZM259 167V170H260V172H262V174L264 173L263 171V167L262 168H260ZM9 168V167H8ZM41 168H40V170H41ZM45 168V167H44ZM10 169V168H9ZM12 169V168H11ZM35 169V170H36ZM77 169V168H76ZM79 169V168H78ZM77 169V170H78ZM97 169V168H96ZM97 169V170H98ZM255 169V170H254ZM22 170V169H21ZM36 170V171H37ZM39 170V171H40ZM44 170V169H43ZM77 170H76V172H77ZM95 170V169H94ZM258 170V171H259ZM4 171V172H3ZM3 173H6L7 171L5 170V169H3ZM11 171H13V170H11ZM11 171L9 170V174L11 173ZM13 171V172H14ZM29 171H30V168H29ZM39 171H37V172H39ZM53 171H51V173L53 172ZM58 171H56L58 174H60L61 176H62V178H63V176L65 175L63 172L65 171L64 169H62L61 170V172H58ZM79 171V170H78ZM90 171H92L91 173L93 174V175H98V179L100 178L101 180L100 181H98V180H96L95 181V179L93 180V179H91V177L92 178H94L93 176H92V174H90ZM11 173V175L10 176H12L14 173ZM33 172V171H32ZM35 172V171H34ZM41 172V171H40ZM43 172V173H44ZM53 172V173H54ZM75 172V171H74ZM74 172H73V174H74ZM75 172V173H76ZM115 172V171H114ZM256 172V171H255ZM17 173H15V174H17ZM30 173V172H29ZM48 173H50V172H47L44 176L46 177V175H48ZM105 173V172H104ZM7 174V173H6ZM20 174V175H19ZM28 173H26V175H27ZM36 174L37 173H35L34 175L36 176ZM55 175H56V173H54ZM57 174V175H58ZM63 174V175H62ZM73 174H71V175H68V174H66V175H68V176H70V178H72L73 176ZM103 174V173H102ZM2 174H1V171H0V176H1ZM8 175V174H7ZM29 175V174H28ZM33 175V174H32ZM41 175V174H40ZM43 175V174H42ZM50 175L51 174H49L47 177L50 179ZM55 175H52V177L53 178H51V180L52 179H55V178H57L58 177V179H61V180H59V181H61L60 183H62L64 180L62 179V178H60L59 177V175L58 176H56V177H54ZM65 175V178L67 177ZM88 175V176H87ZM89 175H91V177L90 178H88L89 177ZM104 175V174H103ZM5 176V175H4ZM38 176V175H37ZM87 176V177H86ZM27 177H29V176H27ZM31 177V176H30ZM45 177H43V179H41V180H44L45 181ZM6 179H9V178H12V177H9V175L7 176V177H5ZM31 178H33V177H31ZM35 178V177H34ZM45 178V179H44ZM97 178V177H96ZM1 179V178H0ZM4 180V177H3V180L4 181H7V180ZM26 179V178H25ZM24 179V180H25ZM40 179V177H38V180ZM69 179V178H68ZM67 179V180H68ZM73 179V178H72ZM83 179L84 180H87V182L88 181H90L88 184L89 185H85L84 186V184L83 183H81V182H83ZM107 181H106V180ZM253 179V178H252ZM9 180H11V179H9ZM28 180H29V178H28ZM35 180H36V178H35ZM34 179H33V181H35ZM38 180H36V185L35 184H32V185H28V184H24V185H15V184H13V186H14V188L12 187V189L11 190H8V191H10V193L8 192V191H6L5 189H6V187L4 186H1L3 183H2V181H0L1 182V184H0V189H2V190H4V191H6V193H3L4 195H2L1 197H0V207H1V209H0V211H3V210H6V209H8L7 207H12V211H10L9 212V214L8 215H6V213H5V216H7V218L8 217H10L11 218V216H12V219H14L13 217H15V215H19L20 217H22V218H18L17 219V222L15 223L14 222V220L13 221H11V223H10V220L8 219V221H9V223H7L6 225H8L10 228H11V224L14 222L16 225H15V227L17 228V230H15L14 229V227L12 226V228L14 229H11L12 231H14L13 233H12V231L10 230V228H9V230H7L8 228L6 227V230H4L6 233H7V231H11V233L13 234V237L15 236L16 238H17V241H16V239H15V241H16V243L14 244V246L15 245H17V247H15V248H18L19 250H20V246L23 244V243H25L26 241H22L23 239H26L27 237H25L26 236V234H27V236H30L31 235V237H30V239H29V237L26 239V240H28L27 241V244L28 245H26L27 247H26V250L24 249V247L23 246H21V250H22V252H24L25 254L23 255V253L22 252H20L19 250V252H17V255L19 254V256L20 257H26L27 256V258L26 259H28V257L29 258H31V259H33V258H35V259H37L36 257H38V258H42V257H46L47 256V254L51 251V249H54L53 248V245L54 246H57V242H58V244H60V241L62 242V240L64 239V240H67V238H71V239H75V238H78L77 240H79V237L80 236H78V235H82L81 233H85V232H82V231H84L85 229H87L88 230V228H89V226H87L88 224L86 223L87 222V219H88V212L87 213H85V214H83L84 215V219H83V221H86L84 224H81V223H83V222H81L80 223V221L82 220H80V218H82V217H80L79 216V222H77V221H72L73 222V227H74V229H73V227L71 228V223H69V224H67V222H68V218L66 219V220H64L65 218H60V216H59V218H57V217H55L54 218V216L55 215H51L50 214V216H49V214L48 213H51V211H53V213L52 214H57L58 213V215H60L59 214V211H57V208L56 207H58V206H56L55 207V205H56V203L54 204L53 203V201H52V203H51V200H54L55 199V197H53L52 196V198H48V199H42V200H40V202L39 203H36V202H34V204H33V202L31 201V200H34L35 198H41L42 196H44L42 193H41V197H40V195H38V192H36L35 193V195H33V192H35L36 190V188L39 190V189H41V183L39 184L38 183ZM67 180H65L64 182H63V184L64 183H66V181ZM13 181H11V183H13ZM23 181V180H22ZM21 181V182H22ZM29 181H31V180H29ZM47 181L49 182L50 180H48L47 179ZM53 181V180H52ZM55 181V184H58L57 183V181L56 180H54ZM58 181V182H59ZM69 181V180H68ZM134 181V182H133ZM51 182V181H50ZM49 182V183H50ZM70 182V181H69ZM84 182H86V181H84ZM6 183V182H5ZM8 183V182H7ZM11 183H10V185H11ZM20 183V182H19ZM25 183V182H24ZM28 183V182H27ZM29 183H31V182H29ZM33 183V182H32ZM49 183H47V184H49ZM53 183V182H52ZM99 183V184H98ZM37 184H39V185H37ZM42 184H43V182H42ZM45 184H46V182H45ZM51 184V183H50ZM55 184H54V186H55ZM67 184H68V182H67ZM98 184V185H97ZM152 184V183H151ZM199 184H205L206 186H208L209 187V190H211L210 191V194L208 195H206L205 196V194L203 195V194H200V193H198V188L200 187L199 186ZM7 185V184H6ZM35 186H36V188H35ZM37 186H41L40 188H38ZM51 186V185H50ZM61 186V185H60ZM62 186H61V189H62ZM105 186L103 187H101L102 188V191H103V189L105 188ZM58 187V186H57ZM94 187V188H93ZM111 187V188H112ZM127 187V188H126ZM33 188H35L34 190H33ZM83 188L85 189L86 188V191H83ZM110 188V187H109ZM109 188H108V190H109ZM115 188H114V190H115ZM134 188V187H133ZM99 190H100V188H98ZM97 189V190H98ZM129 189V190H130ZM137 189V188H136ZM23 190L24 191H29L27 194H26V192H25V196L23 195ZM42 190H44V189H42ZM113 190V189H112ZM111 189H110V193H111V191H112ZM131 190H133L134 191V189H131ZM1 191V190H0ZM3 191V192H4ZM118 191V190H117ZM116 191V193L115 192H113L112 191V194H119L120 192H117ZM136 191V190H135ZM8 192V193H7ZM23 192V193H22ZM40 192H41V190H40ZM43 192V191H42ZM53 192V193H52ZM86 192V193H85ZM104 192H105V189H104ZM104 192H103V195H105L104 194ZM107 192V191H106ZM125 192V191H124ZM2 193V192H1ZM44 193H45V191H44ZM101 194H100V199H102L103 197H105V196H101L102 195V192H100ZM107 193H109V192H107ZM191 193H193V195L191 196ZM49 194V195H50ZM121 195L122 194H124V193H120ZM119 194V195H120ZM188 194H190V196L191 197H188ZM1 195V194H0ZM46 195V194H45ZM65 195V197H67ZM187 195V196H186ZM47 196H48V193H47ZM181 196H185V198H187V199H185L184 200V202L186 201V203H185V205L186 204H188L187 203V200H191L190 198H192V197H194V198H197L196 200H198V203L197 204H199V205H201V204H205V206H204V208L205 209H203V210H199V212H209V214H211L212 213V215L213 214H218L217 215V218H215V217H213V219H212V221L209 223V226L208 227H206L205 225H203L202 223H199L198 221H196L195 219H193V218H191V217H189V216H187V215H185L186 213L184 212V211H186L187 209H185V208H187L184 204H183V201L181 200V198L183 199V197H181ZM23 197V198H22ZM25 197V198H24ZM34 197V198H33ZM45 197V196H44ZM58 197V198H59ZM64 197V196H63ZM141 197V196H140ZM77 198V199H76ZM203 198H217L218 199V201H219V203H216L215 205H213V206H211L210 204H208V202H209V200H204ZM38 199H35V200H38ZM62 199V198H61ZM61 199L59 200V201H61ZM65 198H63V200H64ZM73 199V200H74ZM99 199V200H100ZM105 198H103V200H104ZM29 200L32 202H29ZM56 200V199H55ZM62 200V202L64 203V202H66V200H71L70 198L69 199H65L64 201ZM83 200H80V201H82V202H86V201H83ZM106 200H109V199H107L106 198ZM125 200H127V199H125ZM134 200V199H133ZM182 202V203H180V201ZM58 201V200H57ZM57 201H54V202H57ZM87 201V202H88ZM92 201V200H91ZM90 201V202H91ZM93 201H95L94 199H93ZM101 201V200H100ZM100 201H99V204L98 205H101V203H100ZM28 202V203H27ZM38 202V201H37ZM50 202V203H49ZM69 202H71V201H69ZM69 202H66L67 204L69 203ZM74 203H79V202H75V201H73ZM102 202V201H101ZM104 202H106V201H104ZM103 202V203H104ZM107 202H109V201H107ZM106 202V203H107ZM124 202V201H123ZM146 202V201H145ZM178 202H179V204H178ZM189 202V201H188ZM214 202V201H213ZM57 203H59V202H57ZM66 203L64 204V205H66ZM72 203V202H71ZM142 203V204H141ZM60 204V203H59ZM70 204V203H69ZM96 204V206H98ZM127 204V203H126ZM125 204V205H126ZM178 204V205H177ZM182 204L185 206V210L182 208L183 206H182ZM9 205V206H8ZM11 205V206H10ZM58 205V204H57ZM89 205H92V204H89ZM150 205H154V208L153 207H150ZM46 206H51V209H49L48 208V210H45L47 207ZM70 206V205H69ZM75 206V205H74ZM74 206H70V207H72V208H74ZM77 206V205H76ZM82 207L83 208V206L82 205H78V207ZM86 206H88L87 204H86ZM95 206V207H96ZM181 206V207H180ZM198 206V205H197ZM62 208H64L63 206H61ZM66 207V206H65ZM85 207V206H84ZM90 207V206H89ZM89 207H87V208H89ZM92 207H94V206H92ZM128 207H130V206H128ZM45 208V209H44ZM61 208V209H62ZM76 208V207H75ZM75 208L73 209V210H75ZM132 208H134V207H132ZM41 209H44V211L45 212H43L42 211V213L40 212L41 211ZM67 209V208H66ZM71 209V208H70ZM81 209V208H80ZM99 209V208H98ZM98 209H96L97 211L95 212L94 211V213H92L93 215H92V217L90 216L89 218L91 219L90 220V222L94 225V224H96V222H94L93 220H94V218H93V216L96 214V213H98L99 212V214L100 215H103L102 214V212L104 211V209L103 208H101L102 210V212L99 210L98 211ZM134 209H136V208H134ZM11 210V209H10ZM40 210V211H39ZM59 210V209H58ZM63 210V209H62ZM79 211V208L77 209L76 208V211ZM82 210V209H81ZM87 209H85L84 211H86ZM92 210V209H91ZM91 210H89V212H91ZM93 210H95V209H93ZM67 211V210H66ZM130 211H132V209L130 210ZM133 211H136V210H133ZM132 211V212H133ZM239 211V212H238ZM8 212V211H7ZM40 212V213H39ZM68 212V211H67ZM93 212V211H92ZM106 212V211H105ZM136 212H138V211H136ZM136 212H134V213H136ZM224 212V213H223ZM61 213V212H60ZM78 213V212H77ZM82 213V212H81ZM185 213V214H184ZM223 213V214H222ZM4 214V213H3ZM2 214V215H3ZM48 214V215H47ZM80 214V213H79ZM137 214V213H136ZM82 215V216H83ZM90 215V214H89ZM100 215H98V216H95V219L97 220V217H99ZM1 216V215H0ZM32 216H34V218H36V220H34V221H36L37 222V219H40V220H38V221H41L40 223H42V222H44V221H46V220H48L47 222H45V224L41 227V228H43L44 229V231H41V230H43V229H40L39 227H38V229L39 230H34L33 231V228L31 227V226H29V225H31V224H33L34 225V223L35 222H33V221H31V222H33V223H31V224H29V225H23V224H25V221H28V218L30 217V218H32ZM57 216V215H56ZM136 216V215H135ZM215 216V215H214ZM53 217V218H52ZM62 217H64V216H62ZM104 218H105V216H103ZM102 216L101 217H99V218H101V221H102V218H103ZM107 217V216H106ZM222 219H221V218ZM34 218H32V219H34ZM73 218V217H72ZM103 218V219H104ZM214 218L215 219H217V220H214ZM226 218V217H225ZM2 220H0V225L2 224L1 223V221H6V220H4L5 219V217L4 218H1ZM26 219V220H25ZM93 219V220H92ZM220 219V220H219ZM25 220V221H24ZM61 220H62V223L64 222L66 225L63 227L61 224H60V222H61ZM64 220V221H63ZM89 220V219H88ZM95 220V221H96ZM98 220H100V219H98ZM109 220V219H108ZM113 221L112 222H116L117 221V219H116V221H114L115 219H112ZM119 220V219H118ZM7 221V222H8ZM30 221V220H29ZM101 221H99L100 223H101ZM104 221V220H103ZM121 221V220H120ZM24 222V223H23ZM70 222V221H69ZM112 222H108L109 224L106 226V227H108V229H107V231L108 230H110V231H112V230H114V229H112L111 230V225L112 226H115V227H113V228H116V226L118 225H116V224H114V223H112ZM119 222V221H118ZM117 222V223H118ZM251 219H250V215L248 214V223H250L251 224ZM20 223V224H19ZM26 223H28V222H26ZM39 223V222H38ZM39 223V224H40ZM64 223H63V225H64ZM89 223V222H88ZM97 223H98V221H97ZM5 223L3 222V225H4ZM37 223H35V225H36ZM39 224H37V226H39ZM86 224V225H85ZM106 224V221L105 222H103V224H99V226H97V227H101L102 225H105ZM114 224V225H113ZM2 225V226H3ZM5 225V226H6ZM11 225V226H10ZM41 225V224H40ZM83 225H85V226H87L86 228L83 226ZM89 225H91L90 223H89ZM122 226H123V224H121ZM215 225V226H214ZM1 226V227H2ZM36 226V227H37ZM63 228H62V227ZM232 229H237V232H245V228H246V226H245V224H243V223H241V221H239L238 219L236 220H234V222L232 223ZM27 227H29V228H27ZM35 227V226H34ZM91 227H93V229H92V231L94 230V231H96V229H98V230H100V228H97V227H94V226H91ZM102 227H105V226H102ZM101 227V228H102ZM109 227H110V229H109ZM118 227V226H117ZM119 227H120V223H119ZM118 227V229H120ZM149 227H151L150 225H149ZM5 228V227H4ZM3 227L2 228H0V230H1V232H3V230L2 229H4ZM31 228H32V231H33V233L32 234H28L27 232H26V234L25 235H23L24 233L23 232H25V230L26 229H30L31 230ZM122 228H124V227H122ZM121 228V229H122ZM260 228V226L258 227V229ZM90 229V228H89ZM104 229H106V228H104ZM103 228L101 229L102 231L104 230ZM114 230V231H112L111 233L112 234H116L117 235V233L119 232V230ZM225 229V228H224ZM219 230V231H218ZM261 230H262V228H261ZM261 230H260V233H261ZM27 231V230H26ZM86 231V230H85ZM89 231V230H88ZM102 231H100V232H102ZM105 231L106 230H104L102 233H105ZM107 231H106V233L105 234H107ZM118 231V232H117ZM1 232H0V234H1ZM8 232V233H9ZM28 232H30V231H28ZM87 232V231H86ZM90 232H91V229H90ZM99 232V233H100ZM224 232V233H223ZM6 233H2L3 235V237H6L7 235H5ZM11 233H9L8 235H12ZM87 233H89V232H87ZM95 233H97V232H95ZM149 233V232H148ZM114 234V235H115ZM213 234L215 235L216 234V236H217V238L214 240V236H213ZM49 235H51L52 237H48ZM86 235V234H85ZM113 235V236H114ZM218 235H219V237H218ZM1 236V235H0ZM83 236V235H82ZM103 236V235H102ZM109 236V235H108ZM125 236H126V234H125ZM223 236H224V238H223ZM2 237V238H3ZM13 237H9V241H11L10 239H13ZM14 237V238H15ZM86 237V236H85ZM104 237V236H103ZM110 237V236H109ZM115 237V236H114ZM127 237V236H126ZM125 237V238H126ZM111 238H113V237H111ZM119 238V237H118ZM240 238V237H239ZM4 240L5 239H7L8 240V238H3ZM82 239H84V238H82ZM14 240V239H13ZM59 240V241H58ZM138 240V239H137ZM148 240V241H147ZM168 241V243L167 244H164L165 242L164 241ZM231 240V239H230ZM2 242H3V240H1ZM22 241V242H21ZM88 241V242H89ZM91 241V242H92ZM139 241V240H138ZM166 241V242H167ZM237 241V240H236ZM6 242H8V241H6ZM74 242V241H73ZM90 242V243H91ZM120 242V241H119ZM135 242V243H134ZM140 242H144L143 240H140ZM235 242V241H234ZM249 242H251V243H249ZM4 243H5V241H4ZM65 243V242H64ZM64 243H62V244H64ZM71 243V242H70ZM82 241L81 240H79V241H76L75 240V242L73 243V244H71V246H69L71 249H73L72 248V246L75 244V245H78V246H80V248H81V245H82V248H85V249H83L84 251H86L87 249V244L85 245V247L83 246L85 243H87V242H85L84 244L82 243ZM138 244H141V243H139V242H137ZM155 243V244H154ZM12 245L13 243H12V241L8 244H6V250L5 251H7V250H9V253L10 252H12L11 251V246L10 247H8L7 245ZM93 244H95L94 242H93ZM93 244H91V245H93ZM147 244H150L149 245V248L151 249V248H153V249H149L148 247V249H149V251H147L146 250V246H147ZM153 244V245H152ZM225 244H228V243H225ZM0 245H1V243H0ZM4 245L5 244H3L2 246H3V248L1 247V250H4ZM66 246V245H65ZM65 246H63V247H65ZM89 246V245H88ZM7 247L9 248V249H7ZM13 247V246H12ZM66 247H68V246H66ZM66 247L65 248H63V249H65V250H67L68 251V249H69V247L66 249ZM140 247H141V245H140ZM185 247V248H184ZM187 247H189L188 249H187ZM14 248V247H13ZM62 248V247H61ZM81 248V249H82ZM90 248V247H89ZM93 247H91V249H92ZM137 247H135L134 249H136ZM138 248H139V245H138ZM138 248H137V250H138ZM24 249V250H23ZM79 249V248H78ZM81 249H79L80 251H82ZM96 249H98V247L96 248ZM17 250V249H16ZM59 250H60V248H59ZM70 250V249H69ZM74 250V249H73ZM73 250H70V251H72V252H75V251H73ZM99 250V249H98ZM98 250L96 251H94V249L92 250V251H94V253H96V252H98ZM5 251H1L2 253H1V255L3 254V255H5ZM64 251V250H63ZM67 251L65 252L64 251V253H62V255H63V257L61 258V260H60V263L61 264H72V262H73V260H75L74 262H75V264H81L83 261H84V259H86V258H89V257H92L91 255V250H90V252H89V250H87L88 251V253H81L80 254V257L81 258H79V257H76L77 255H72L71 253H70V251H68V253H67ZM80 251H77V252H80ZM60 252V251H59ZM59 252H58V257H59ZM76 252V253H77ZM135 252V253H134ZM22 253V254H21ZM70 253V254H69ZM94 253H93V255H94ZM7 254L8 253H6V256H7ZM13 254H14V251H13ZM97 254V255H98ZM147 254V255H146ZM159 254V256L161 257V255ZM183 254V253H182ZM181 254V255H182ZM188 254V253H187ZM9 256H7V259L9 260V258H11V261H12V258L13 257H15L16 256V253L14 254L15 256H13V257H11L10 256V254H8ZM84 255V256H83ZM148 255V256H149ZM180 255V256H181ZM19 256H17L18 258H19ZM56 256V255H55ZM71 256V257H70ZM79 256V255H78ZM155 256V255H154ZM184 256V255H183ZM9 257V258H8ZM17 257H16V261H18V259H17ZM50 257V256H49ZM94 257V256H93ZM151 257H153V255L151 256ZM159 257V258H160ZM179 257V256H178ZM188 257V256H187ZM188 257V258H189ZM2 258V257H1ZM0 258V259H1ZM22 258V259H23ZM53 258V260H52V262H55V264H56V261L54 260V259H56V258H54V257H52ZM51 258V259H52ZM79 258V259H78ZM158 258V259H159ZM165 258V257H164ZM6 259V258H5ZM4 259V261H2L3 263H5L6 261H8V260H5ZM14 259V261H15V258H13ZM20 259V258H19ZM25 259V260H26ZM34 259V260H35ZM92 259V258H91ZM1 260H3V258L1 259ZM47 260V259H46ZM45 260V261H46ZM57 260V259H56ZM162 260H164V259H162ZM168 260V259H167ZM51 261V260H50ZM86 261H88L87 259H86ZM1 262V264H3ZM20 262H21V260H20ZM52 262H50V263H52ZM85 262V261H84ZM155 263L156 264V262L157 261H152V263ZM161 262V261H160ZM160 262H157V264L158 263H160ZM165 262H167V261H165ZM164 262V263H165ZM199 262V263H198ZM7 263V262H6ZM5 263V264H6ZM11 263V262H10ZM14 263H16V262H14ZM13 263V264H14ZM43 263V262H42ZM49 263V264H50ZM153 263V264H154ZM27 264V263H26ZM28 264H30V263H28ZM38 264V263H37ZM47 264V263H46ZM54 264V263H53ZM118 264H119V262H118ZM149 264H151V263H149Z\"/></svg>",
    "mask_w": 264,
    "mask_h": 264
},
{
    "label": "rangeland",
    "instance_id": "2",
    "mask_svg": "<svg viewBox=\"0 0 264 264\" xmlns=\"http://www.w3.org/2000/svg\"><path fill=\"white\" fill-rule=\"evenodd\" d=\"M19 1H22V0H19ZM31 0H29V2L28 3H32L33 2V4H35V3H38L37 5V8L38 9H36L35 7H33L32 9H34L35 8V10H33L34 12H32L33 14V16L35 17V16H38L40 19H38V20H41L42 18L44 19V17H47V21L45 20V22L46 23H42L43 21H40L41 22V24L39 25V26H36L37 28H38V30H39V32L37 33V35H36V39L38 38V40L39 41H42V37L41 36H44V34H49L50 35V37L49 38H51V39H55L54 41H55V43H54V41L52 40V42H50V44L51 45H53L54 46V44H55V48H54V50H55V52L57 51V53L58 54H56L55 52H53L55 55V58L53 57V55L51 54V53H49V55L46 57V56H44V57H42L41 59L39 58V57H41L40 55H39V57H35L32 53H34L35 54V49H39L40 47H41V45L43 44V42H38V43H33L34 45L32 46L31 44H32V41L30 42V41H28V43H30V45L29 44H27L26 46H25V44H23L24 46H20V49H21V47H23V49H21V50H24V52L23 53H27L26 54V56L28 57V58H30L31 57V55H32V59L30 58L29 60L31 61V62H33L34 63V70H37V72L36 71H34L33 69V71L34 72H36V74L34 75V72L32 73V71H28L27 72V70H26V67H28V65L26 64V62L23 60V58H22V54L21 53H17V51L15 52V45H14V47H11L12 46V44H11V46H10V48H9V53L12 55V57L11 58H8V57H5L4 55H0V56H2V57H5V58H2V57H0V109L1 108H3V107H5V108H3V109H1L0 110V112H2L1 114H0V126H2V124H3V126L2 127H0V128H2L3 129V127H4V125L6 124V122L8 121V118L7 117H9V115H11L14 111H12L11 112V110L13 109H11L10 107H7L6 105L8 104V102L9 103H11V106H12V104L14 105L15 103L16 104H20V101L19 102H15L14 101V99H13V95H14V93L15 92H17V90H21V91H24L25 90V92H26V86L29 84V83H31L30 85H28L29 86V88H30V86H32L31 87V90L29 89V91H28V93L30 94V95H32V93L34 94V95H36L37 94V98L35 99V102H34V104L35 105H40L39 103L40 102H42V100L44 99H42V100H38V97L40 96V97H42V92L44 91V89H43V86H46L47 88H45V91L47 90V92H49L50 90L52 91L50 94L51 95H54V92L56 91V87H60V86H66V85H68V86H66V87H69V89L71 90V92L73 93V90H72V85L74 86V88H76V86H77V88H80L81 86L83 87V86H85V90H86V86L87 87H90V85H93V86H95V87H100V88H102V89H105V90H107V91H109L112 95L114 94L115 96H117V97H119V98H122V99H124V100H126V101H128V102H134L135 101V99L136 98H141V105H143V106H141L142 107V109H143V107H147V108H145V111H142V113H141V115H139V117H137V116H135V118H134V120H135V122L134 123H136L137 125L138 124H141V131H144L145 130V128H146V130L145 131H148V132H150V129L152 128V130H153V128H155V127H160L161 125H162V123H163V121H165V124H166V121H169L168 119H165V120H162V119H164V117L165 116H162V118L160 117L161 116V114L163 115H165L166 113L164 112H162L161 114H159V110L160 109H162V108H160V107H163V105H165V104H167L168 103V101L169 102H171V101H174V100H176V95H177V93H175L174 94V92H175V90L173 89V90H169V92H164L163 93V91L162 90H160V87L158 88V87H156L155 88V83L156 82H158L157 80L159 79L158 77H161L160 75L162 74V77H163V75H166L168 72H167V70L168 71H170V72H172L173 73V71H171V70H173L172 68V66H171V62L169 61V58H170V60H171V58H172V56H174L175 55V53H176V51H177V54L179 55V53H178V47L180 46V45H182V46H185V47H183V48H185L188 52H192V54H191V57L184 63L185 65H184V67H183V70L179 73V74H177L176 76H174V78H177V79H180L183 75H181V73L182 72H185V71H189V70H192V72H194L195 74H194V77H193V80L192 81H196V82H198L199 81V83L198 84H193L192 83V86L190 87L191 89V92H189L188 91V89L186 88V95L184 96H182L183 97V99H182V101L183 102H185V104H187L186 106L188 107L189 105L188 104H193V105H196V108H198V109H194L195 107L193 106V108H191L190 109V115H194V116H197V114L199 113L198 112V110H200V113H199V115L197 116V117H199L201 114H203V113H210L211 115H219V113L217 114V108H216V112L213 110V108L215 109V106L214 107H211L212 105H215V103L213 104V102H214V100H215V102H218V101H216V100H218L216 97V95L214 96V92H211V95H210V97L208 96V91H207V87H206V85H207V83H206V81H205V79H206V77H212L211 75H213V77L215 76V69H221L222 68V66L224 65L226 68H227V70H219V72L222 74L223 73V75L221 76V78H223L222 80H220L221 82L222 81H225V82H228V83H234L235 82V80L237 81V79L240 77H238V75H237V72L235 73V71H236V68H239L240 67V65H241V63L238 61V60H236L234 57H235V54L234 53H236V52H238L239 50H240V48L239 47H241L240 45H244L245 43L246 44H249L250 42H254V41H256V42H258L259 44H260V49H263V53H264V0H262V4H263V9L262 10H260V13H259V10H258V8H257V6H258V2L260 1V0H252V5H253V10H254V18H255V22H256V24H255V26H256V28H251V29H240V28H233V26H230L229 24H226V25H223L222 23H221V21L218 19V17H215L213 14H212V9H211V7H210V2H207V0H195L197 3H199L201 6H202V8H203V10H204V12H205V17L204 18H202V26L205 28V26L207 27V29L206 30H200V29H198V27H197V25L195 24V19L194 18H192V17H190V18H187L185 15H184V13L187 11V12H190V10H192V7L191 6H189V5H186V3H184V1L185 0H162L163 1V4H161V0L159 1V0H148V3H146L147 2V0H145V1H142V3L144 2V4H147L145 7H144V5H143V7H141V14H139L138 13V11L136 10V8L134 9V8H132L131 10H129V11H122V10H119V11H117L118 12V15L117 16H115L113 13H110L109 11H106V10H104L105 9V7H104V5L103 4H100L101 6H99V5H95V6H97L96 7V9H94L93 10V7L94 6H91V5H88V6H86V8L85 9H83L84 7H82L81 6V4L79 5V4H77L78 2H76V0H73L74 2L73 3H75V4H77V5H72V1L70 2L71 3V5L70 6H67V5H69V3L67 4V5H64V4H62V5H64V6H62V5H55L56 4V2H60L61 0H57L55 3H51L50 4V1L52 2V0H50V1H48V2H41V0H32L31 2H30ZM54 1V0H53ZM99 1V0H98ZM101 1V0H100ZM103 1V0H102ZM105 1V0H104ZM103 1V2H104ZM167 1L168 3H165V2ZM182 1V2H181ZM215 1V3H216V5H217V7H218V12L220 13V14H222V13H224L225 12V9H226V7H227V5H226V3H225V1L224 0H214ZM1 2V1H0ZM24 1H22V3H23ZM39 2H40V6H39ZM169 2H171V6L169 5ZM181 2V4L179 5V3ZM207 2V3H206ZM21 3V4H22ZM48 4V6L47 5H45V4ZM182 3H184L185 4V7H183L182 6ZM24 4V3H23ZM29 4V5H30ZM29 5H27L26 7H24L23 9H24V11H25V8L27 9L28 7L30 8V6ZM32 5V4H31ZM79 5V6H78ZM92 5H94V4H92ZM161 5H163V6H161ZM165 5V6H164ZM166 5H169L168 7L166 6ZM22 6V5H21ZM24 6H25V4H24ZM33 6V5H32ZM31 6V7H32ZM83 6H85V5H83ZM161 6V7H160ZM23 7V6H22ZM40 7V8H39ZM47 7H50V9H47ZM78 7H80V8H78ZM28 8V9H29ZM41 8H43L42 10H41ZM95 8V7H94ZM161 8V9H160ZM174 8V9H173ZM41 10V11H38V10ZM80 9H83L84 11H86L87 9V11L86 12H84V11H82V10H80ZM91 9V14H89L90 12H89V10ZM36 10H37V12H36ZM44 10H46V11H44ZM179 10V11H178ZM30 12H31V8H30ZM158 12V13H157ZM39 13V14H38ZM43 13V14H42ZM82 13H84V14H86V15H84L83 16V14ZM93 13V14H92ZM42 14V15H41ZM82 14V15H81ZM256 14V15H255ZM0 15H3V19H4V21H6L7 22V24H10V25H17V23L21 20V18L17 15V13H15L14 11H12V10H10V9H8L7 7H5L4 5H2V4H0ZM47 15V16H46ZM80 15V16H79ZM94 15V16H93ZM164 15L165 16H168V18L169 19H167L166 17H164ZM43 16V17H42ZM53 16V17H52ZM240 16H241V18L239 19V23L241 24V23H244L245 22V14L244 13H241L240 14ZM37 17V18H38ZM42 17V18H41ZM52 17V18H51ZM79 17H81L80 19H79ZM90 17V18H89ZM104 17H105V22L107 23V25L110 27V33L111 34H113V39H112V37H109L110 38V40H108V41H111V42H108L107 41V43L109 44L108 46L107 45H104V44H102L103 43V41L105 42V40H107V39H109V38H107L108 36H102L101 34H100V36H102V37H100V38H98V39H96L98 36H99V33L98 32H100V31H98L99 30V27H101V26H99L101 23H104ZM162 17H164V18H166V19H164V18H162ZM220 17H223L222 15L220 16ZM261 17H262V19H261ZM82 18H86V19H82ZM89 18V19H88ZM82 19V20H81ZM79 20H81V21H79ZM88 20V21H87ZM124 20H127V25H126V27L122 30V32H123V36L122 37H119L118 36V31H119V26H121V24L120 23H116V22H119V21H124ZM262 20V21H261ZM25 21V20H24ZM84 21H86L85 23H84ZM81 22L82 23H84V24H82V25H84V26H86V27H89V24L91 25L92 23H95L94 25H92V28L91 27H89V28H91L90 30H89V28H85L84 26H83V30H81L82 29V25H81ZM90 22V23H89ZM97 22H98V25H97ZM263 22V23H262ZM63 23H65L64 25H63ZM86 23H88V24H86ZM68 24V25H67ZM78 24H80V26L78 27ZM153 24H155V25H153ZM263 26H262V25ZM70 25L71 26H73V27H70ZM88 25V26H87ZM201 25V24H200ZM167 26V27H166ZM56 27H58V29L59 30H57L59 33H56L55 31H54V28H56ZM65 27V28H64ZM79 29H78V28ZM81 27V28H80ZM2 28V27H1ZM0 28V29H1ZM40 28V29H39ZM41 28H45L43 31L41 30ZM69 28L71 29V32H69ZM96 28V29H95ZM3 30H4V28H2ZM0 30L1 31V33L3 34V30ZM27 29V28H25V26H24V28H22L20 31H24V35H27V33H26V31L25 30ZM61 29V30H60ZM66 29V30H65ZM87 29V30H86ZM101 29V28H100ZM240 29V30H239ZM38 30H36V31H38ZM40 30H41V32H40ZM67 30H68V32L69 33H71V35H72V37H71V35L69 36V34L67 33ZM86 31V33H84L85 31ZM93 30V31H92ZM94 30H95V32H94ZM97 30V31H96ZM163 30V31H162ZM19 31V32H20ZM66 31V32H65ZM76 31H78V33H76ZM81 31V32H80ZM84 31V32H83ZM157 31L159 32V33H157ZM35 32V31H34ZM33 32V33H34ZM80 32V33H79ZM89 32H91V33H89ZM22 34H21V37H22V35H23V32H21ZM66 34V35H64V34ZM73 33H74V36H73ZM20 34V33H19ZM53 34V35H52ZM84 34V35H90V37H89V39H84L83 41H84V43L81 41V43H83V44H81V43H79L78 45H83L82 47L83 48H85V46H89V44L90 43H93L92 45L93 46H91V44H90V46H89V48L88 47H86L85 48V50H86V52L88 53H86L85 52V50H84V53L82 52V54L83 55H85V54H87L85 57L81 54V55H76V53L74 54V52H72V51H70V52H68L69 54V56L68 55H65V53H64V56L62 55V53H60L59 54V52H63L64 50H62V49H64L65 48V52H67L72 46H74L76 49H77V47L76 46H78V45H76V44H72V45H70L71 43H73V41L75 40V39H77L78 38V36L80 35V36H82V35ZM92 34V35H91ZM93 34H94V37L95 38H93L92 36H93ZM239 34H242L241 36H243L244 34V38H237V37H241V36H238ZM251 36H250V35ZM23 35V36H24ZM68 35V36H67ZM39 36V37H38ZM66 36L67 37H69L68 39H66ZM79 36V37H80ZM16 37H19V35L17 34V36ZM41 37V38H40ZM62 38H64V40H68V43L66 44V42H64V40L61 42V40H62ZM106 38V39H105ZM17 39V38H16ZM104 39V40H103ZM112 39V40H111ZM18 40V39H17ZM69 40H71V41H69ZM87 40V42L89 41V43H87V42H85ZM94 40V41H93ZM101 40V41H100ZM176 41H180L179 43L178 42H176ZM243 41H245V42H243ZM102 42V43H101ZM171 42H176L175 44H171ZM237 42V43H236ZM65 43V44H64ZM106 43V44H107ZM134 43V46L132 45ZM155 43H156V45H155ZM40 44V45H39ZM100 44V45H99ZM129 44V45H128ZM171 44V45H170ZM177 44H179V45H177ZM68 45V46H67ZM125 47H124V46ZM177 46V49H176V51H175V53H174V55L172 54V51L169 49L170 47H171V49H174L175 50V48L173 47L172 48V46ZM236 45H237V47H236ZM239 45V46H238ZM29 48H28V47ZM30 46H31V48H33L32 50H31V48H30ZM35 46H37V48L35 47ZM58 46H59V48H58ZM65 46V47H64ZM101 47V48H104V49H102V51H101V49L99 48V50H97V48L98 47ZM123 46V47H122ZM129 47V48H127V47ZM34 47H35V49H34ZM39 47V48H38ZM73 47V48H74ZM106 47V48H105ZM123 49H122V48ZM228 47V48H227ZM234 47H236V48H234ZM263 47V48H262ZM13 48V49H12ZM25 48H26V51H25ZM68 48V49H67ZM74 48V49H75ZM107 48H109V49H107ZM131 48V49H130ZM29 49V50H28ZM57 49H60L59 51L57 50ZM67 49V50H66ZM72 49V48H71ZM88 49H90V53H89V50ZM106 49V50H105ZM133 49V50H132ZM185 49H183L185 52L184 53H188ZM195 49V50H194ZM96 50V51H95ZM128 50H130V51H128ZM193 50L195 51V52H193ZM31 51V52H30ZM95 53H98V54H95ZM124 51H126V52H124ZM168 51H170V52H168ZM230 51V52H229ZM236 51V52H235ZM42 52V51H41ZM124 52V53H123ZM174 52V51H173ZM72 53V54H71ZM17 54V55H16ZM92 54V55H91ZM171 54H172V56H171ZM176 54V55H177ZM194 54V55H193ZM36 55V54H35ZM57 55H59V56H57ZM64 57V59H63V57ZM75 55V56H74ZM94 55H96V56H94ZM166 55H168L169 56V58H167L166 57ZM176 55H175V57L174 58H176L177 59V57H176ZM177 55V56H178ZM34 56V57H33ZM49 56L52 58V60H51V64H50V59H49ZM71 56V57H70ZM77 56V57H76ZM81 56V57H80ZM92 56V57H91ZM99 56H100V58H99ZM171 56V57H170ZM57 57H60V58H57ZM69 57V58H68ZM82 57H84V58H82ZM91 57V58H90ZM94 57V58H93ZM167 59H166V58ZM8 58V59H7ZM39 58V60H37ZM75 58V59H74ZM93 58V60H91ZM206 58V59H205ZM49 59V60H48ZM82 59H85V61H87L88 63H87V66H85V67H83L82 68V63L83 62H85V61H83ZM173 59V58H172ZM203 59H205V60H203ZM58 60L60 61H66L68 64H69V67L68 66H66L65 64V66H66V68L63 66H61L62 67V69H60L61 67L59 66V68H57L55 65L53 66V64H57V62H58ZM67 60H69V61H67ZM88 60H90V62L88 61ZM164 60V61H163ZM167 60V61H166ZM40 61V62H39ZM44 61V62H43ZM168 63H170V67H172L171 69H169L170 67H168V65H165V63L166 62ZM172 61V60H171ZM176 61V60H175ZM220 61H221V64H220ZM30 62V63H31ZM54 62V63H53ZM165 62V63H164ZM13 63H15V64H13ZM33 63H31V65H33ZM150 63V64H149ZM157 64V66H156V64ZM161 63L162 64H164L163 66H161ZM242 63H244L245 64V61L244 62H242ZM44 64V65H43ZM46 64V65H45ZM51 66H50V65ZM61 64H63V63H61ZM99 64V65H98ZM153 64L156 66H153ZM243 64V67H246L245 65ZM23 65V66H22ZM26 65V66H25ZM36 65V66H35ZM49 66V68H48V72L50 73V71H52V73L51 74H47L46 73V71H45V73H42V71L44 72V69H46L48 66ZM74 67H76L77 68V66H80L78 69H76V68H73V66ZM25 66V68H23ZM38 66V67H37ZM44 66V67H43ZM45 66H46V68H45ZM99 66V67H98ZM151 66H153V67H155L157 70H159L158 72H161L160 73V75H159V73H157L156 74V71L157 70H153L152 68L153 67H151ZM33 67V66H32ZM41 67H43V68H41ZM52 67V68H51ZM165 67V68H164ZM221 67V68H220ZM51 68V69H50ZM55 68V69H54ZM57 68V69H56ZM70 68V69H69ZM72 68V69H71ZM99 68V69H98ZM134 68H136V69H134ZM146 68H148V69H146ZM150 68V69H149ZM154 68V69H155ZM29 69V68H28ZM105 69V70H104ZM160 69L161 70H163V72L162 71H160ZM217 69V70H218ZM50 70V71H49ZM57 70H59V71H57ZM60 70H62L61 71V75L60 74H58V73H60ZM98 70V71H97ZM145 70V71H144ZM165 70H166V73L164 74V72H165ZM6 71H8V72H6ZM10 71V72H9ZM15 71V72H14ZM39 71V72H38ZM73 71V72H72ZM78 71H80V72H78ZM196 71H197V73H196ZM201 71L202 73H203V75L205 74V77H203L202 76V78L201 79H199L200 78V75L202 74L201 72V74H199V72ZM54 72V73H53ZM86 73L85 75H83L82 74V77H81V74L79 75V74H76L75 75V73ZM155 72V73H154ZM225 72V73H224ZM4 73V74H3ZM15 73L16 74H20V78H22V79H20L19 77H17L18 75H16V76H14L15 75ZM41 73H42V75H41ZM56 73V74H55ZM65 73V74H64ZM73 73V74H72ZM140 73V74H139ZM142 73V74H141ZM144 73V74H143ZM153 73V74H152ZM8 74H10V75H8ZM14 74V75H13ZM46 74V75H45ZM58 74V75H57ZM168 74H171V73H168ZM242 74H243V77H242V82L244 83V82H246V83H244L245 85H246V88L250 91V76L248 75V73H247V69H244L243 70V72H242ZM7 75V76H6ZM28 75V76H27ZM66 75V76H65ZM80 77H79V76ZM158 75V77H156ZM207 75V76H206ZM253 75V74H252ZM252 75H251V77H252ZM255 75V74H254ZM253 75V76H254ZM256 75H258V74H256ZM254 76V77H252V78H255L256 80H257V78H258V81H257V83L260 85V81H259V75L258 76ZM3 76H5V78H2ZM26 76V77H25ZM42 76V77H41ZM59 76V77H58ZM152 76V77H151ZM195 76H198L197 78L195 77ZM14 77H15V79H14ZM19 78L20 80H22L21 82L19 81V82H17L16 80H18L17 78ZM28 77V78H27ZM63 77V78H62ZM158 78V79H156V78ZM169 76H167V77H164V80L166 79L167 80V78H168ZM171 77V76H170ZM213 77H212V80H213ZM244 77H246V78H244ZM261 77V76H260ZM2 78V79H1ZM52 78V79H51ZM64 79V81L63 80H60V79ZM76 78H78V79H76ZM152 78H154V79H152ZM173 78V79H174ZM190 78V77H189ZM14 79V80H13ZM31 79V80H30ZM33 79V80H32ZM42 79V80H41ZM54 79V80H53ZM55 79H57V80H55ZM150 79H152V80H150ZM156 79V82L154 81ZM171 79V78H170ZM240 79V78H239ZM238 79V80H239ZM245 79H247L246 81H245ZM27 80H29V81H27ZM34 80H36V81H34ZM59 80V81H58ZM70 80V81H69ZM73 80L75 81V83L76 82H80V84L78 83H76L75 85L73 84L74 82H73ZM78 80H81V81H78ZM150 80V81H149ZM15 82V83H13L12 84V82ZM28 83H27V82ZM33 81V82H32ZM48 81H49V83H52L53 85H51V84H47L48 83ZM57 82L58 84L56 85V83L55 82ZM60 81H63V82H60ZM148 81V82H147ZM152 81V82H151ZM161 81H163V79L161 80ZM213 81H215V79L213 80ZM240 81V80H239ZM26 82V83H25ZM55 84H54V83ZM66 82V83H65ZM73 82V83H72ZM84 82V83H83ZM87 84H86V83ZM90 82V83H89ZM155 82V83H154ZM166 82H168V81H165L164 83H162V84H165ZM260 82V83H259ZM68 83V84H67ZM70 83V84H69ZM186 83V81L185 80H183L182 81V86L184 85ZM16 84V85H15ZM43 84H45V85H43ZM72 84V85H71ZM82 84H84V85H82ZM135 84L136 85H138V86H136V87H138V89H136L134 86H135ZM206 84V85H205ZM55 85V86H54ZM59 85V86H58ZM71 86V88H70V86ZM79 85H80V87H79ZM14 86V87H13ZM24 86H25V88H24ZM208 86V85H207ZM51 87V88H50ZM82 87H81V90H83L82 89ZM215 87V84L212 86V90H214L213 88ZM21 88V89H20ZM24 88V90H22ZM56 88V89H55ZM73 88V89H74ZM135 88V89H134ZM1 89H2V91H1ZM33 89H35V90H33ZM204 89H205V92H204ZM38 90H39V92H38ZM85 90H83V92H85ZM139 90L141 91V96H138V92H139ZM83 92L82 91H80L79 93H80V95L81 96H84V94H83ZM158 92H161L163 95H162V97L161 98H157V100H158V102L157 103H155L154 105H151V103L153 102L154 103V101H152V99H149V97L151 96V95H157V93ZM28 93H26V94H28ZM48 93V97H46L47 99H44L43 101L45 102H47L48 104H51V105H56V104H58V103H60L61 101H63V102H61L60 104L62 105V106H64L65 104L68 106L67 108H71L70 106H71V101H70V98H68V97H70V96H68L67 95V93H66V91L65 92H63V93H60V94H58L59 95V97H58V95H57V99H54L52 96H50V94ZM53 93V94H52ZM57 94V93H56ZM67 95V96H66ZM261 95V94H260ZM264 95V94H263ZM263 95H261V96H259L260 97V100H261V97L263 96ZM26 96V95H25ZM25 96H23V98L25 97ZM27 97V98H26ZM25 98L26 99H28V97L29 96H26ZM51 97V98H50ZM64 97H67L65 100L67 101H65V100H63L64 99ZM157 97V96H156ZM24 98V99H25ZM207 98V99H206ZM209 98V99H208ZM48 99H49V102H48ZM50 99H51V102H50ZM68 99V100H67ZM257 99H259V98H257ZM11 100V101H10ZM53 100V101H52ZM55 100H57L56 102L57 103H55ZM203 100H207V104H204V101ZM8 101V102H7ZM17 101V100H16ZM37 101V102H36ZM166 101V102H165ZM181 101V102H182ZM65 102V103H64ZM260 102H262V107H264V96L262 97V100L261 101H259V103ZM172 103V102H171ZM203 103V104H202ZM64 104V105H63ZM184 104V105H185ZM217 104V103H216ZM21 105H25V103L24 104H22L21 103ZM144 105H147V106H144ZM3 106V107H2ZM10 106V105H9ZM20 106V105H19ZM17 107V108H22V106L21 107ZM192 106V105H191ZM199 106V107H198ZM9 109H7V108ZM149 107V108H148ZM208 107L209 108H211L212 110L210 111L209 109H208ZM16 108V109H17ZM40 107H38V109L35 107V111L34 112H39L38 110H40L39 109ZM66 107L64 108V109H66V111H64V113H67V117L71 114H73V116L72 117H69V118H71V120L68 118L67 119V117L65 116V119L66 120H69V123H68V121L66 122V123H68V124H66L65 125V121L66 120H63L62 121V123L64 122V124L62 125V123L61 122H58V121H61V119H59V117L57 118V119H59V120H55L56 122H57V124L55 123V125H53L54 127H52V128H50L51 126H49L50 124H52V123H54V122H51L52 120H54L55 118H53V119H51V121L50 120H48L49 118H51V117H49L48 118V116L46 117V119L48 120V122L46 123V125L48 124V126L47 127H45L46 125H44V126H42L41 127V125H40V123L41 122H38L37 123V120H35L36 122H34L35 124H34V126L36 127V128H38L37 127V124L38 125H40L39 127L41 128H39L38 129V131H44L45 129H50V130H48V131H51V129H52V132L54 131V133L52 134H49V132L47 131V130H45L46 132V134L43 132V133H40V136H39V133L38 132H34V133H36V135H38V136H36L33 132L30 134H28L27 136H19V135H14V134H12V135H14L13 137L12 136H10L9 134H11V132H9V134L7 133L6 135H7V137H8V141L9 142H7V137H4L6 140H5V142H4V138H3V136L1 135V132H2V130L0 131V137H1V142H0V147L2 146V148L4 147L6 150L5 151H8V153H10L11 154V152L12 153H14L15 152V150H21V152H18V151H16V152H18V153H20L21 154V158L19 157V159H24L23 160V162H21L22 160H20V165H19V167L24 163V162H26V160L28 159L29 161H27V164L29 163L30 165V167H27L28 165H22L20 168H19V170L18 169H16V171H18L19 173H23V171H25L24 169L26 168L27 170L25 171L26 173H28L27 175H26V173L23 175V177H24V179L23 178H21V180H17V182H15L14 183V181H13V178L15 179V175L17 176L18 175V173L17 172H15L14 171V164H15V162L16 161H18V160H16L17 158H16V156H19V154H17L16 152L14 153V154H12L11 156H8V158L10 157V159L9 160H11L12 159V157H14L12 160H14L15 158V162L13 161H11V162H7L6 160H5V162L3 163V165H1L0 166V171H1V176H0V181H2V185L1 186H3L4 184V186L6 187V191H8V190H11L12 189V187L14 188V186L15 185H24V184H28V185H32V184H35L36 185V180H38V177H40V179L38 180V183L40 182L41 183V186H37L38 188H40L41 187V189H37L36 188V186H35V188H33V190L35 189L36 191L35 192H33V195H35V193L36 192H38V195H40V197L42 196L41 195V193L45 196H42L41 198H35V199H38V200H31L32 202H33V204H34V202H36V203H39L40 202V200H44V199H48V198H52V196L53 197H55V199L54 200H51V203H52V201H53V203L55 204L56 203V205H55V207L56 206H58V207H56L57 208V211H59V214L60 215H58V213L56 214H52L53 213V211H51V213H48L49 214V216H50V214L53 216V215H55L54 216V218L55 217H57V218H59V216H60V218H65L64 220H66L67 218H68V222H67V224H69V223H71L72 225H71V228L73 227V222L72 221H77V222H79L78 220V218H79V216L80 217H82V218H80V223L81 222H83V223H81V224H84L86 221H83V217H84V215L83 214H85V213H87L88 214V216L90 217H92V213H94V211L96 212L97 210L96 209H98V211L100 210H102L101 208H103L104 209V211L102 212V214L103 215H100L99 214V212L98 213H96L94 216H93V218H94V222H96V224H92L91 222H90V218L88 217V219H87V226H89V228L91 229V232H90V229L88 228V230L87 229H85L87 232H89V233H87L85 230L84 231H82V232H85L84 234L83 233H81L82 235H78V236H80L79 237V240H81L82 241V243L84 244L85 242H87V243H85L83 246L85 247V245L87 244V250H89V252H90V250L92 251L93 249H94V251L96 250H98V252H96V253H94V251H92L91 252V256L92 257H89V258H86L88 261H86V259H84V261L81 263V264H85L86 262H92V260H94V259H96L98 256H99V254H101V249L99 248V246H98V244H101V243H99V241L98 240H94V241H89V239H88V236L87 235H89V236H92V234H93V236L94 235H97V237L98 236H100L101 235V237L100 238H107V239H110V240H112V242L113 243H116L117 242V244H122V243H130L129 242V240L131 241V242H133L134 240H135V242L137 241V242H139V243H141V244H138L137 242H136V246H134L133 244L131 245V243L129 244L131 247H137L138 248V245H139V248H138V250H137V248L136 249H131V250H133V251H135V252H139V251H141V248L143 249V247H144V244L143 243H145V241H146V238L144 237V236H152L153 237V239H152V241H154L155 243L157 242L158 243V239H156V237L155 236H153L152 235V233L150 232V231H148V230H154V229H156V227L154 226V225H152L151 223L150 224H144V223H140V220L141 219H143L141 216H143L142 215V212H140V210H139V205H136V204H138V202L139 201H141V202H143V203H148L149 201L148 200H150L151 198H153V195H152V193H151V189L152 188H155V187H158L159 186V182H155V178L154 179H152L153 181H154V183L153 182H150V184H148V182L146 183L145 181H143V182H141V183H134V184H132V187H131V189H134V191L133 190H131L130 188V190L127 188V189H125V186L122 188V190H120L121 188L119 187V189L116 187L115 188V186L114 187H112V186H110L109 185V180L110 181H114V179L116 178V176H118V174H125L126 173V170H127V166L124 168L123 166V168L122 167H120L119 169H118V166L117 167H115V168H111V171L109 172V171H104V169H103V171H102V169L100 168V169H98L99 167L98 166H93L92 168V170H93V174L95 173V171H97L95 174H98V172L99 173H101L100 175L103 177V178H106L105 180L107 181V185L105 186V185H102V184H100V186L102 187H104L105 186V192H104V189H103V191H102V188L101 187H99L98 186V188H100V190L96 187V190H95V194L94 195H96L97 194V192H98V194H99V196H98V198L100 199L101 197H100V192H102V197L103 196H105V197H103V198H105L104 200H103V198L102 199H97L96 200V198H93V197H96V196H93L91 199H89V201H88V199H87V201L84 199H77V200H75L74 198V200L71 198V197H69V196H67L66 194H64L63 196H55V195H51L49 192H50V190H49V188L51 189V187H54V189H53V191H55L57 188H59L60 190H61V192L62 191H64L65 189H63L64 188V186L65 187H68V186H66V185H69V183L71 184V181L73 180L74 181V178H75V176H76V174L79 172L80 173V170L82 169V167H83V169H86V167L88 168H90L91 169V167H90V165H89V162H90V160H89V158L91 159V156H92V153H93V151L91 152V150H92V148H89L88 147V149H90L88 152L90 153H87L88 155H89V158H86V157H88V155L86 154V152L85 151H87V146H90L89 144L90 143H92V141L95 139V137L94 136H96L97 137V135H98V133H99V129H109V133L111 134V138L109 137L108 139L106 138V140H108L107 141V143L106 144H108L109 145V148H112V146L114 145L115 146V144H116V146H115V148L117 149V148H119L122 144H127L128 142H130L133 138H135V136L137 135V134H133V135H128L127 137H125V139H126V141L123 143V142H121V143H116V141L118 140V139H120L121 137H117V136H115V135H120V136H123V135H126V131H125V127L124 126H119L118 125V123H121L122 121H126L125 119H127L128 117H130L128 114H126V113H123V111H117L116 112V110L115 111H111L110 109H108V108H105V107H101V106H98V107H91L90 109H88V111H86L87 112V114H85L86 112H84V114H82L83 113V111H76V112H73V111H75L74 110V108H73V110L72 109H67ZM95 108V109H94ZM96 108H97V111H96ZM99 108H101V109H99ZM174 108V107H173ZM4 109L6 110V111H4ZM11 109V110H10ZM63 109V110H64ZM99 109V110H98ZM104 109H106L105 111H104ZM147 109V110H146ZM172 109V108H171ZM8 110V111H7ZM13 110H15V109H13ZM62 110V111H63ZM77 110V109H76ZM89 110H90V112H89ZM103 110V111H102ZM108 110V111H107ZM144 110V109H143ZM229 110H231L232 111V109H229ZM3 111H4V113H3ZM70 111V112H69ZM85 111V110H84ZM92 111H95L94 113L92 112ZM107 111V112H106ZM172 111H173V109H172ZM196 111V112H195ZM210 111V112H209ZM213 111V112H212ZM231 111H228L227 112V109H226V114H225V127H226V132H227V135L228 136H230L229 135V131H230V128L233 130V129H235V128H237V126H239V127H242V123L241 122H239L238 121V119L237 118H235V117H237L235 114H233V113H235L236 112V108L234 107V109H233V111L231 112ZM8 112H10L9 114H6V113H8ZM89 112V113H88ZM91 112L94 114V115H90L91 114ZM101 112V114L103 115V117H102V115L100 114L99 115V113ZM109 112H110V114H109ZM171 112V111H170ZM169 112V113H170ZM36 113V114H37ZM42 113V112H41ZM70 113V114H69ZM76 113H77V115L78 116H80L81 114H82V116H80L81 118L83 117V116H85V117H83V119L82 120H80V119H78V118H80V117H78L77 115H76ZM105 113V114H104ZM107 113V114H106ZM115 113V114H114ZM117 113V114H116ZM158 113V114H157ZM230 113V114H229ZM3 114V115H2ZM35 113H33V115H36ZM69 114V115H68ZM90 116H89V115ZM111 115V117L109 116V115ZM124 114V115H123ZM232 114V115H231ZM8 115V116H7ZM32 115V116H33ZM42 115V114H41ZM40 114L38 115V117H37V119L39 120V119H41V116ZM74 115H76V116H74ZM98 115V116H97ZM105 115V116H104ZM112 115H113V117H114V115H115V117L116 118H118V119H116L115 117L113 118L112 117ZM128 117H127V116ZM167 115L169 116V114H166V117H167ZM170 115H171V113H170ZM172 115H174V116H171V117H174L175 118V116H176V118H178L177 116L178 115H176V113L175 114H172ZM214 115V116H215ZM228 115H231V117H227ZM233 115L235 116L234 118V120H232V118H233ZM31 116V117H32ZM86 116H87V118L89 119L90 117H94V120H93V124L91 123V125L90 124H88L89 122H91V118L88 120L87 118H86ZM96 116L99 118H96ZM100 116H101V118H100ZM123 116H125V117H123ZM141 116V117H140ZM188 116V115H187ZM193 116V117H194ZM5 117V118H4ZM110 117V118H109ZM165 117V118H166ZM170 117V116H169ZM253 117H258L257 115H255V116H253ZM84 118H86V119H84ZM121 118L123 119L122 121H121ZM151 118V119H150ZM168 118V117H167ZM201 118L202 117H199V121L201 120ZM230 118V119H229ZM64 119V118H63ZM96 119V120H95ZM151 120V122H150V120ZM171 119V118H170ZM214 119V118H213ZM229 119V120H228ZM237 119V120H236ZM4 120H6V121H4ZM77 120V121H76ZM89 121L88 123H85V125H82V123L84 122V121ZM118 120V121H117ZM236 120V121H235ZM4 121V122H3ZM80 121H82V122H80ZM120 121V122H119ZM162 121V122H161ZM3 122V123H2ZM49 122H51V123H49ZM78 122H80L79 124H81V125H79V124H77ZM114 122V123H113ZM117 122V123H116ZM148 122H150V123H148ZM170 122V121H169ZM58 123H61V124H58ZM113 123V124H112ZM196 123H198V124H195V121L193 122V121H191V125H196V126H199V125H201V122H196ZM214 123V121L212 122V120L211 119H209V122L206 124V126H209L210 124L212 125ZM234 123V124H233ZM240 123V124H239ZM32 124H33V121H32ZM87 124V125H86ZM149 124V125H148ZM164 124V123H163ZM164 124V125H165ZM89 125V126H88ZM237 125V126H236ZM82 128H81V127ZM85 126H88V128L87 127H85ZM94 126V127H93ZM106 126V127H105ZM118 126V127H117ZM149 127L148 128V130H147V127ZM170 126L172 127V128H174L175 127V122L173 121L172 122V124L171 125H166L165 127L164 126H162V129H161V131H162V134H164V130H165V134L166 133H168V132H170L171 131V129H169L170 128ZM232 126H233V128H232ZM234 126H236V127H234ZM56 127H57V129H56ZM85 127V128H84ZM90 127V128H89ZM105 127V128H104ZM113 127H114V129H113ZM121 127V128H120ZM123 127L125 128L124 130H123ZM134 127V126H133ZM213 128L214 130V132L215 133H217V135L219 136V133L221 134V136H222V124L219 122V123H216V124H214V125H212V126H210V128ZM45 128V129H44ZM53 128H55L54 130H53ZM95 128V129H94ZM99 128V129H98ZM44 129V130H43ZM101 129V130H102ZM143 129V130H142ZM175 129V128H174ZM56 130V131H55ZM61 130V131H60ZM81 130V131H80ZM88 132H87V131ZM91 130V131H90ZM95 130H97L96 131V133H95ZM122 130V131H121ZM173 130V129H172ZM260 130V132H262L263 134H264V130H261V129H259ZM59 131V132H58ZM125 131V132H124ZM48 132V133H47ZM85 132H87L88 134H86ZM113 132V133H112ZM147 132V134H149ZM80 133H81V135H80ZM91 133H92V135H91ZM137 133V132H136ZM202 133H203V131H202ZM86 134V135H85ZM96 134V135H95ZM143 134H145V133H142L141 132V135H143ZM9 135V136H8ZM30 135V136H29ZM32 135H35V136H32ZM42 135V136H41ZM53 135V136H52ZM94 135V136H93ZM113 135V136H112ZM17 138H16V137ZM44 136V137H43ZM50 136H52L51 138H52V140H49V141H47L48 139H47V137L49 138V139H51L50 138ZM55 136V137H54ZM70 136V137H69ZM83 138H82V137ZM91 136H92V140H91ZM115 136V137H114ZM19 137V138H18ZM21 137H22V140H24L25 138H27V137H31L30 139L32 140V139H34V138H36L37 137V139H34V141L33 142H36L39 138H41V140L39 141H37L38 143H34V144H36L37 146H32V145H30V144H27V143H24V142H26V141H29V139L28 140H26L25 139V141L23 142L22 140H21ZM34 137V138H33ZM82 138V140H81V138ZM90 137V138H89ZM94 137V138H93ZM115 139H114V138ZM14 138H16L15 140V142L16 143H20V145H17L16 144V146L18 147H20L21 149H19V147L17 148V149H15V148H12L13 146H14V143L12 142V140L14 141ZM47 139L46 140V142L44 143V142H41V141H44V139ZM230 138V137H229ZM3 139V140H2ZM12 139V140H11ZM18 139L20 140V142H17L18 141ZM75 139V140H74ZM30 140V141H31ZM78 140H80L81 142H77ZM236 139H234V141H235ZM22 141V142H21ZM84 141H86V142H84ZM146 141H149V140H145V142H142L137 148H135L129 155H128V157L130 156L131 158H136L137 157V155L138 154H140L141 155V161H140V163H141V168L145 171V172H149L150 174H151V176H155L156 177V179L157 180H159L160 179V174H157L156 173V171H155V168H156V166L158 165V163H160L163 159H162V151L160 152V151H158L156 148H153V149H156L157 151H155L154 150V152L155 153H153V149H152V147H154L153 146V144L152 145H150V144H148ZM188 141H190V139L188 140ZM2 142H4V143H2ZM68 142V143H67ZM83 142V143H82ZM88 142V143H87ZM109 142V143H108ZM152 142V141H151ZM11 143V144H10ZM23 143V144H22ZM29 143V142H28ZM42 143V144H41ZM43 143H44V145H43ZM47 143V144H46ZM54 143H55V145H54ZM61 143H63V144H61ZM84 143H86V144H84ZM112 143H113V145H112ZM150 143V142H149ZM223 143V142H222ZM2 144V145H1ZM3 144H5V145H3ZM9 144H10V147H11V145H12V147L10 148L9 147ZM27 144V145H26ZM32 144V143H31ZM54 145V147H50L49 145ZM72 144V145H71ZM79 144H81V145H83L82 146V149H83V147L85 148V150L83 151L82 149H81V145H79ZM8 145V146H7ZM22 145V146H21ZM24 145V146H23ZM28 145H30V146H32L33 147V151L36 153H38L40 150H43V149H41V148H44V149H46V150H49L50 152L48 153L47 151L44 153L43 151L42 152H40V155H38L37 153H36V155H32L33 157H37V156H41V154H43L42 155V157L40 158H36V160H35V158H33L32 156H30V157H32L36 162L37 161H39L40 163H42V162H44V160H45V158L47 159V157H48V159H47V161H45L44 163L45 164H43L42 163V166L40 165V164H38L39 162H34V161H32L31 160V158L29 157V158H27V159H25V155H26V153L28 154V152H30V151H32V148L30 149V147H28ZM51 145V146H52ZM59 145H60V147H59ZM65 146V147H61V146ZM79 146V148L83 151V152H85V154L78 148V146ZM189 145H190V143H189ZM222 145V144H221ZM223 145H224V143H223ZM223 145L221 146V148L223 147ZM262 145H264V138L262 139ZM7 146V147H6ZM25 146H27V147H25ZM40 146H42V147H40ZM68 146H70V147H68ZM72 146H74V148H76L77 147V149H74ZM149 146H151L150 148H148ZM46 147H50L51 149L53 148V150H51L50 148L49 149H47ZM56 147V148H55ZM57 147H59V148H61V149H57ZM72 147V148H71ZM145 147H147L148 149H146ZM1 148V149H2ZM4 148L2 149L3 151H1V152H3L4 154L6 153V152H4ZM23 148H25V149H23ZM29 150H28V149ZM36 148V149H35ZM54 148H55V150H54ZM69 148V150L70 151H68L67 149ZM8 149H10V151L8 150ZM259 148H256V150L254 149V148H252V152H255V155L256 154H258L259 155V153H258V150ZM25 150H27V151H25ZM36 150H38V151H36ZM62 150H64V151H62ZM80 152V154L78 153V151ZM151 150H152V152H151ZM242 150V149H241ZM246 152L249 150V148L248 147H246L245 149H244ZM251 150V149H250ZM22 151H24V152H22ZM32 151V152H33ZM63 152V154H64V152L65 153H67V152H70V153H67L66 154V157H62V155H61V157H59L60 156V153H62ZM67 151V152H66ZM76 151V152H75ZM0 152V153H1ZM55 152V153H54ZM73 152V153H72ZM112 152H114L113 154L115 155V156H119V154L118 153H116V151H112ZM151 152V153H150ZM242 152H243V150H242ZM34 153V154H35ZM50 153L53 155V157H52V155H50ZM55 154V156L57 157V159H56V157L54 156V154ZM58 153V154H57ZM149 153V154H148ZM2 155V157L3 156H5V155ZM9 154V155H10ZM57 154V155H56ZM74 154H77L76 156H78L77 158L79 159L80 157H81V159H82V157H83V159L82 160H84L86 163H82V162H80V161H82V160H80L79 159V161H76L75 163H76V166L78 165V166H80V167H76L75 168V163H72L73 161H74V159L75 160H78L77 158H76V156L74 155ZM1 155V154H0ZM47 155V156H46ZM50 155V156H49ZM74 157H73V156ZM79 155H81L80 157H79ZM82 155H85V156H82ZM258 155H256V156H258ZM6 156V157H7ZM46 156V157H45ZM64 156H65V154H64ZM71 156V160L69 159V157ZM167 156V155H166ZM1 157V158H2ZM45 157V158H44ZM49 157H51L52 158V160L51 159H49ZM72 157H73V159H72ZM86 159H88V160H86ZM1 158H0V161L1 162H3V160H1ZM8 158H6V159H8ZM44 158V159H43ZM58 158H61V159H58ZM214 158V157H213ZM58 160L57 162L55 161V163H58V165L59 164H61V161H62V164L61 165H59V167L60 166H62V167H64L65 165L63 164V160H64V162L66 161V162H68V164L69 163H71V164H74L73 166H74V169L75 170H72L71 171V173H66V171L67 172H70V171H68L69 170V168H65V167H67L68 166V164L64 167V168H60L61 170L62 169H64L65 171L63 172L65 175L66 174H68V175H71V174H73V172L75 171L76 172V170H77V172L75 173L74 172V174L72 175L73 177V179L72 178H70V176H68V175H66L67 177L65 178V175L63 176V178H62V176L60 175V174H58L56 171H58V170H56L55 172L53 171V170H55L56 168H58V165H56V164H54L53 163V161L54 160ZM69 159V161H67ZM60 160V161H59ZM49 161H51L53 164H54V167H52L53 165H51V167L52 168H54V169H52V170H48L47 172H50V173H48V175L49 174H51L50 175V179L48 178L49 176L48 175H46V177L44 176L46 173L44 172L45 171V169L46 168H48L47 167V164L48 163H50V164H52L51 162H49ZM83 161V162H84ZM165 161L166 162H169V168L171 167V164L173 163L172 162V160L167 156V158L165 159ZM211 161H213V159L211 160ZM264 161V160H263ZM7 162V163H6ZM48 162V163H47ZM12 163H14V164H12ZM32 163V164H31ZM82 163V164H81ZM258 163V162H257ZM257 163H255V162H252V164L256 167V172L255 171H252L250 174H251V176L250 175H247L248 177L247 178H245V180H246V184H247V186H248V188L250 189V195L249 196H247L246 197V206L245 205H243L242 206V209H239V213L236 215V216H233V215H229L230 213H227L226 212V215H228V216H225L223 213V215H221V214H219L221 217V219L222 220H220V223H221V221L223 222V223H221L222 224V230H225L226 231V229H227V227H231V229H230V231H228L229 233H227V235L225 234V239L226 238H229V239H226L224 242H223V246H228V245H231V244H229V243H232V244H239V242L244 238L243 236H245L248 232H250L253 228H254V226L257 224V226L259 227L260 226V228L258 229V227H257V230H259L258 231V233L260 234V240L262 239L263 240V238H264V202H262V203H259L258 201H257V198H261V196L263 195V192H262V190H261V184H262V182L264 181V173L262 174V172H260V170H259V165L258 164H260L261 165V167L260 168H262L263 166V162H259L258 164ZM0 164H2V163H0ZM34 164L36 165V166H39L38 168V170L36 169V168H34L35 166H34ZM50 164L48 165V166H50ZM70 164V165H71ZM257 164V165H256ZM11 165V166H10ZM46 165V166H45ZM81 165H83V166H81ZM89 165V166H88ZM24 166H26V167H24ZM34 166V167H33ZM42 168H41V167ZM55 166H57L56 168H55ZM73 166H70V168L71 169H73L72 167ZM257 166H259V167H257ZM10 169H9V168ZM45 167V168H44ZM51 167H49V168H51ZM158 167V166H157ZM12 168V169H11ZM29 168H30V171H29ZM40 168H41V170H40ZM98 170H97V169ZM254 168V167H253ZM264 168V167H263ZM3 169H5L7 172V174L9 175V177H12V178H9V179H11V180H9V179H6L5 177H7L8 175L6 174V173H3L4 171H3ZM22 169V170H21ZM37 171H39V172H37ZM44 169V170H43ZM59 169V168H58ZM66 169H68V170H66ZM83 169L81 170V171H83ZM95 169V170H94ZM126 169V170H125ZM9 170L11 171V170H13L15 173H17V174H15L13 171H11V173L13 172L14 174L12 175V176H10L11 175V173L9 174ZM61 170H59L58 172H61ZM259 170V171H258ZM264 170V169H263ZM3 171V172H2ZM33 171V172H32ZM35 171V172H34ZM51 171H53L54 173H56V175L52 172L51 173ZM115 171V172H114ZM30 172V173H29ZM44 172V173H43ZM92 171H90V174H92L91 173ZM105 172V173H104ZM264 172V171H263ZM35 173H37L36 174V176L34 175ZM62 173V172H61ZM104 175H103V174ZM33 174V175H32ZM41 174V175H40ZM43 174V175H42ZM59 175V177L60 178H62L63 180L65 179V180H67L68 178V180L70 181H66V183H64L63 184V182L65 181H63L62 183H60L62 180L61 179H58V177L57 178H55V179H52L51 180V178H53L52 177V175H55L54 177H56V176H58ZM80 174H82V173H80ZM80 174H78L77 176H79ZM92 174V176L94 177V178H92L91 177V175H89V177L88 178H90L91 177V179H95V181L96 180H98V181H100L101 179L99 178L98 179V175H93ZM5 175V176H4ZM20 175V174H19ZM38 175V176H37ZM63 175V174H62ZM27 176H29V177H27ZM33 177V178H31V177ZM48 176V177H47ZM76 176V177H77ZM88 176V175H87ZM86 176V177H87ZM3 177H4V180L6 179L7 181H4L3 180ZM36 178V180H35V178ZM43 177H45L44 179H45V181L44 180H41V179H43ZM97 177V178H96ZM28 178H29V180H31V181H29L28 180ZM253 178V179H252ZM33 179L35 180V181H33ZM47 179L48 180H50L49 182L51 183H49L48 181H47ZM23 180V181H22ZM54 180H56L57 181V183L58 184H55V181ZM59 180H61V181H59ZM11 181H13V183H11ZM22 181V182H21ZM59 181V182H58ZM72 181V182H73ZM84 181H86V182H84ZM6 182V183H5ZM8 182V183H7ZM20 182V183H19ZM25 182V183H24ZM28 182V183H27ZM29 182H31V183H29ZM33 182V183H32ZM42 182H43V184H42ZM45 182H46V184H45ZM53 182V183H52ZM67 182H68V184H67ZM90 181H88L87 182V180H84L83 179V182H81V183H83L84 184V186L85 185H89L88 183H89ZM97 182V181H96ZM134 182V181H133ZM10 183H11V185H10ZM39 183V184H40ZM47 183H49V184H47ZM152 183V184H151ZM0 184H1V182H0ZM7 184V185H6ZM13 184H15L14 186H13ZM39 184H37V185H39ZM54 184H55V186H54ZM99 184V183H98ZM97 184V185H98ZM43 185L44 186H46L47 187V185L49 186V187H47L48 188V190H49V192H47L48 190H45V188L46 187H43ZM51 185V186H50ZM62 185H64V186H62V189H61V186ZM3 186V187H4ZM58 186V187H57ZM199 188H198V193H200V194H205V196L208 194H210V191L211 190H209V187L208 186H206L205 184H199ZM110 187V188H109ZM112 187V188H111ZM134 187V188H133ZM1 188V187H0ZM46 188V189H47ZM94 188V187H93ZM108 188H109V190H108ZM114 188H115V190H114ZM137 188V189H136ZM3 189V188H2ZM2 189H0L1 191H0V197L2 196V195H4L3 193H6V191H4V190H2ZM42 189H44V190H42ZM98 189V190H97ZM110 189L113 191V192H115L116 193V191L117 192H122V193H124V194H112V191H111V193H110ZM40 190H41V192H40ZM136 190V191H135ZM4 191V192H3ZM43 191V192H42ZM44 191H45V193H44ZM83 191H86V188L84 189L83 188ZM97 191V192H96ZM109 192V193H107V192ZM125 191V192H124ZM2 192V193H1ZM9 193H10V191H8ZM7 192V193H8ZM24 192V193H23ZM23 195L25 196L28 192L27 191H24L23 190ZM25 192H26V194H25ZM65 192V191H64ZM103 192H104V194L105 195H103ZM212 192V191H211ZM47 193H48V196H47ZM53 193V192H52ZM86 193V192H85ZM213 193V192H212ZM46 194V195H45ZM50 194V195H49ZM65 195L67 196V197H65ZM193 195V193H191V196ZM141 196V197H140ZM187 196V195H186ZM190 196V194H188V197H191ZM48 197V198H47ZM181 197H183V199L181 198V200L183 201V204L185 205V203H186V201L184 202V200L185 199H187V198H185V196H181ZM23 198V197H22ZM25 198V197H24ZM34 198V197H33ZM62 198V199H61ZM63 198H65V199H71V200H69V201H71V202H69L68 200H66V202H69L68 204L66 203V202H62V200H63ZM106 198L107 199H109V200H106ZM61 199V201H59ZM64 199V200H65ZM93 199L95 200V201H93ZM125 199H127V200H125ZM134 199V200H133ZM191 200H187V203L188 204H186L185 206L187 207V208H185V206L182 204V208L184 209H187L186 211H184L185 213V215H187V216H189V217H191V218H193V219H195L196 221H198L199 223H202L203 225H205L206 227H208L209 226V223L212 221V219H213V217H215V218H217V215L216 214H213L212 215V213L211 214H209V212H199V210H203V209H205L204 208V206H205V204H201V205H199V204H197L198 203V200H196L197 198H194V197H192V198H190ZM204 200H209V202H208V204H210L211 206H213V205H215L216 203H219V201H218V199L217 198H203ZM58 200V201H57ZM63 200V201H64ZM80 200H83V201H86V202H82V201H80ZM92 200V201H91ZM206 200V201H207ZM30 200H29V202H31ZM38 201V202H37ZM54 201H57V202H59V203H57V202H54ZM73 201H75V202H79V203H74ZM91 201V202H90ZM99 201H100V203H101V205H98L99 204ZM104 201H109V202H104ZM124 201V202H123ZM146 201V202H145ZM148 201V202H147ZM180 201V200H179ZM189 201V202H188ZM214 201V202H213ZM31 202V203H32ZM98 204H97V203ZM104 202V203H103ZM28 203V202H27ZM50 203V202H49ZM66 203V205H64ZM127 203V204H126ZM180 203H182L181 201H180ZM58 204V205H57ZM86 204L88 205V206H86ZM89 204H92V205H89ZM96 204L98 205V206H96ZM126 204V205H125ZM142 204V203H141ZM178 204H179V202H178ZM177 204V205H178ZM74 206V208L76 207L77 209L79 208V211L77 210L76 211V208H75V210H73L74 208H72V207H70V206ZM77 205V206H76ZM78 205H82L83 206V208L82 207H78ZM180 205V204H179ZM198 205V206H197ZM204 205V206H203ZM9 206V205H8ZM11 206V205H10ZM61 206H63L64 208H62ZM66 206V207H65ZM85 206V207H84ZM90 206V207H89ZM92 206H94V207H92ZM96 206V207H95ZM128 206H130V207H128ZM47 208L45 209V210H48V208L49 209H51V206H46ZM87 207H89V208H87ZM132 207H134V208H136V209H134V208H132ZM150 207H153L154 208V205H150ZM181 207V206H180ZM206 207V206H205ZM8 209H6V210H3V211H0V220H2L1 218H4L5 217V219L4 220H6V221H1V225H0V228H4V229H2L3 230V232H1V230H0V232H1V236H0V243H1V245H0V258L2 257L3 258V260H1L0 259V264H1V262L2 261H4V259L5 260H8L7 259V256H9L8 254H10V256L11 257H13V256H15L14 254L16 253V256L15 257H13V258H15V261H14V259L12 258V261H11V258H9V260L8 261H6L5 263L6 264H13L14 262H16V263H14V264H28V263H30V264H49L50 262H52V260H53V258L52 257H54V258H56V259H54L55 261H56V264H61L60 263V260H61V258L63 257V255H62V253H64V251L66 252L67 250H65V249H63V248H65L66 246H71V244H73L74 242H75V240L76 241H79V240H77L78 238H73V239H71V238H67V240H62V242L60 241V244H58V242H57V246H54L53 245V248L54 249H51V251L47 254V256L46 257H42V258H38V257H36L37 259H35V258H33V259H31V258H29L28 257V259H26L27 258V256L26 257H20L19 256V254L17 255V252H19L20 250H21V246H23L24 247V249L26 250V245H28L27 244V241L30 239V237H31V235L30 234H32L33 233V231L35 230H39L38 229V227L40 228V229H43V228H41L44 224H45V222H47L48 220H46V221H44V222H42V223H40L41 221H38V220H40V219H37V222L36 221H34V220H36V218H34V216H32V218H34V219H32V218H28V221H25V224H23V225H29V224H31V223H33V222H35V223H37V224H39V226H37V224L35 225V223H34V225L33 224H31V225H29V226H31L32 228H33V231H32V228H31V230L30 229H26L25 230V232H23L24 234L23 235H25L26 234V232L30 235V236H27V234H26V236L25 237H29V239L28 240H26V239H23L22 241H26L25 243H23L21 246H20V250L18 249V248H15V247H17V245H15L14 246V244L16 243V241H17V238L15 237H13V232L14 231H12L11 229H13L12 228V226L14 227V229L17 227H15V223L17 222V219L20 217L19 215L17 216V215H15V217H13L14 219H12V216H11V218L10 217H8L7 218V216H5V213H6V215H8L9 214V212L10 211H12V207H7ZM63 210H62V209ZM67 208V209H66ZM71 208V209H70ZM82 210H81V209ZM0 209H1V207H0ZM11 209V210H10ZM44 209H41V213H42V211L43 212H45L44 211ZM59 209V210H58ZM85 209H87L86 211H84ZM92 209V210H91ZM93 209H95V210H93ZM132 209V211L133 210H136V211H138V212H136V211H130ZM184 209V210H185ZM68 212H67V211ZM89 210H91V212H89ZM8 211V212H7ZM93 211V212H92ZM106 211V212H105ZM39 212V213H40ZM61 212V213H60ZM78 212V213H77ZM82 212V213H81ZM134 212H136V213H134ZM4 213V214H3ZM80 213V214H79ZM139 213H141V215L139 214ZM3 214V215H2ZM47 214V215H48ZM90 214V215H89ZM248 214L250 215V219H251V224L250 223H248ZM57 215V216H56ZM83 215V216H82ZM98 215H100L99 217H103V216H105V218L103 219L102 218V221H101V218H99V217H97V220L95 219V216H98ZM136 215V216H135ZM139 215H140V220L139 219H136L137 217L139 218ZM215 215V216H214ZM218 215V216H219ZM62 216H64V217H62ZM107 216V217H106ZM73 217V218H72ZM226 217V218H225ZM20 218H22V217H20ZM53 218V217H52ZM214 218V220H217V219H215ZM8 219L10 220V223H11V221H13L14 220V222L10 225L11 226V228L8 226V225H6L7 223H9V221H8ZM98 219H100V220H98ZM109 219V220H108ZM112 219H115L114 221H116V219H117V221L114 223V222H112L113 220ZM119 219V220H118ZM239 220V221H241V223H243V224H245V226H246V228H245V232H237V229H232V223L234 222V220ZM30 220V221H29ZM63 220V221H64ZM96 220V221H95ZM104 220V221H103ZM121 220V221H120ZM8 221V222H7ZM31 221H33V222H31ZM70 221V222H69ZM97 221H98V223H97ZM99 221H101V223L99 222ZM106 221V224L105 225H102V226H105V227H102L103 229L104 228H106V229H104V230H106L107 231V229H108V227H106L109 223L108 222H112V223H114V224H118L117 226L119 227V223H120V229H118V227L116 226V228H113V227H115V226H112L111 225V230L112 229H114L115 231L118 229L119 230V232L117 233V235L115 234H112L113 232L112 231H114V230H112V231H110V230H108L107 231V234H105L106 233V231H105V233H102L103 231L101 230L102 228L101 227H97V226H99V224H103V222H105ZM119 221V222H118ZM3 222L5 223L4 225H3ZM26 222H28V223H26ZM39 222V223H38ZM65 222V221H64ZM63 222V223H64ZM91 224V225H89V223ZM118 222V223H117ZM24 223V222H23ZM62 223V220H61V222H60V224ZM63 223L61 224L63 227L66 225L65 223H64V225H63ZM20 224V223H19ZM98 224V225H97ZM111 224V223H110ZM109 224V225H110ZM113 224V225H114ZM121 224H123V226L121 225ZM3 225V226H2ZM6 225V226H5ZM86 225V224H85ZM85 225H83L85 228L87 227V226H85ZM97 225V226H96ZM149 225L151 226V227H149ZM2 226V227H1ZM9 227L10 228V230L12 231V233H11V231L9 232V231H7V233L4 231V230H6V227ZM35 226V227H34ZM37 226V227H36ZM61 226V227H62ZM91 226H94V227H97V228H100V230H98V229H96V231H92V229H93V227H91ZM215 226V225H214ZM7 227V228H8ZM62 227V228H63ZM122 227H124V228H122ZM9 228L7 229V230H9ZM27 228H29V227H27ZM122 228V229H121ZM225 228V229H224ZM261 228H262V230H261ZM13 229V230H14ZM73 229H74V227H73ZM109 229H110V227H109ZM15 230H17V228L15 229ZM260 230H261V233H260ZM28 231H30V232H28ZM34 231V232H35ZM41 231H44V229L43 230H41ZM100 231H102V232H100ZM219 231V230H218ZM11 233L12 235H8L9 233ZM37 232V231H36ZM95 232H97V233H95ZM100 232V233H99ZM112 232V233H111ZM149 232V233H148ZM2 233H6L5 235H7L6 237H3L4 235L2 234ZM224 233V232H223ZM34 234V233H33ZM86 234V235H85ZM125 234H126V236H125ZM3 235V236H2ZM104 237H103V236ZM110 237H109V236ZM115 237H114V236ZM86 236V237H85ZM213 236H214V240L217 238V236H216V234L214 235L213 234ZM8 238V240L7 239H3V238ZM9 237H13V239H10L11 241H12V245L10 244V245H7L8 247H10L11 246V251L12 252H10L9 253V248L7 247V249H9V250H7V251H5L6 249V244L8 243H10L11 241H9ZM49 238L50 237H52L51 235H49L48 236ZM111 237H113V238H111ZM119 237V238H118ZM126 237V238H125ZM218 237H219V235H218ZM240 237V238H239ZM243 237V238H242ZM82 238H84V239H82ZM223 238H224V236H223ZM15 239H16V241H15ZM139 241H138V240ZM231 239V240H230ZM1 240H3V242L1 241ZM140 240H143L144 242H140ZM237 240V241H236ZM4 241H5V243H4ZM6 241H8V242H6ZM21 241V242H22ZM59 241V240H58ZM74 241V242H73ZM89 241V242H88ZM120 241V242H119ZM148 241V240H147ZM167 241V240H166ZM166 241H164L165 243L164 244H167L168 243V241L166 242ZM235 241V242H234ZM65 242V243H64ZM71 242V243H70ZM91 242V243H90ZM93 242L95 243V244H93ZM134 242V243H135ZM62 243H64V244H62ZM81 243V244H82ZM124 243V244H125ZM154 243V244H155ZM156 243V244H157ZM225 243H228V244H225ZM249 243H251V242H249ZM257 241H255V242H253V244L256 246L257 244ZM3 244H5L4 245V250H1V247L3 248ZM26 244V245H25ZM91 244H93V245H91ZM66 245V246H65ZM89 245V246H88ZM140 245H141V247H140ZM149 245L150 244H147V246H146V250L147 251H149ZM153 245V244H152ZM14 248H13V247ZM63 246H65V247H63ZM62 247V248H61ZM68 247H66V249L68 248ZM90 247V248H89ZM91 247H93L92 249H91ZM98 247V249H96ZM149 249H148V248ZM59 248H60V250H59ZM72 248L74 249H71L70 247H69V249L70 250H73V251H75V252H72V251H70L69 249H68V251H70V253L72 254V255H77L76 257H79V258H81L80 257V254L83 252V253H88V251L86 250V251H84L83 249H85V248H82V245H81V248H80V246H78V245H73L72 246ZM81 249L82 251H80L79 249ZM183 247H176V248H174L173 249V251L171 252V253H167V254H160L161 252H162V250L161 251H157L156 253H155V249H153V248H151V249H153L154 251H153V253L154 254H152L153 255V257H151L149 254V256L147 255L146 257H149V258H147V260H146V258H145V260L143 261V264H149V263H151V264H153L152 263V261H157V262H160V263H158V264H197V261L195 260V258H193L192 257V259H190V254H189V252L190 251H187V253H185L184 252V250L182 249ZM185 248V247H184ZM189 247H187V249H188ZM17 249V250H16ZM23 249V250H24ZM150 249V250H151ZM19 250V251H18ZM64 250V251H63ZM1 251H5L6 253H8L7 254V256H6V253H5V255H1ZM13 251H14V254H13ZM60 251V252H59ZM68 251H67V253H68ZM77 251H80V252H77ZM245 251H246V248H245ZM20 252H22V250L20 251ZM19 252V253H20ZM58 252H59V257L57 256L58 255ZM77 252V253H76ZM100 252V253H99ZM134 252V253H135ZM23 253V255L25 254L24 252H22ZM21 253V254H22ZM69 253V254H70ZM82 253V254H83ZM85 253V254H86ZM93 253H94V255H93ZM99 253V254H98ZM183 253V254H182ZM98 254V255H97ZM159 254L161 255V257L159 256ZM182 254V255H181ZM56 255V256H55ZM74 255V256H75ZM79 255V256H78ZM155 255V256H154ZM181 255V256H180ZM184 255V256H183ZM17 256H19V258L17 257ZM50 256V257H49ZM62 256V257H61ZM84 256V255H83ZM94 256V257H93ZM179 256V257H178ZM189 258H188V257ZM16 257H17V259H18V261H16ZM71 257V256H70ZM160 257V258H159ZM165 257V258H164ZM251 257V256H250ZM23 258V259H22ZM52 258V259H51ZM78 258V259H79ZM92 258V259H91ZM159 258V259H158ZM26 259V260H25ZM35 259V260H34ZM47 259V260H46ZM162 259H164V260H162ZM168 259V260H167ZM20 260H21V262H20ZM46 260V261H45ZM51 260V261H50ZM75 260H73V262H72V264H75V262H74ZM165 261H167V262H165ZM11 262V263H10ZM43 262V263H42ZM119 262V264L121 263L120 261H118ZM118 262H116V264H118ZM157 262H156V264H157ZM165 262V263H164ZM3 263V262H2ZM5 263H3V264H5ZM55 264V262H52V263H50V264ZM199 263V262H198ZM155 264V263H154Z\"/></svg>",
    "mask_w": 264,
    "mask_h": 264
},
{
    "label": "built area",
    "instance_id": "3",
    "mask_svg": "<svg viewBox=\"0 0 264 264\" xmlns=\"http://www.w3.org/2000/svg\"><path fill=\"white\" fill-rule=\"evenodd\" d=\"M256 244V246L254 244L246 246V251L257 264H264V238Z\"/></svg>",
    "mask_w": 264,
    "mask_h": 264
},
{
    "label": "crops",
    "instance_id": "4",
    "mask_svg": "<svg viewBox=\"0 0 264 264\" xmlns=\"http://www.w3.org/2000/svg\"><path fill=\"white\" fill-rule=\"evenodd\" d=\"M245 35V34H244ZM244 35L243 36H241V37H237V38H244ZM250 35V34H249ZM251 36V35H250ZM243 42H245V41H243ZM254 42H256V41H254ZM237 43V42H236ZM237 47V46H236ZM236 47H234V48H236ZM261 190H262V192H263V195L261 196V198H257V201L259 202V203H262V202H264V181L262 182V184H261Z\"/></svg>",
    "mask_w": 264,
    "mask_h": 264
}]
</instances>
